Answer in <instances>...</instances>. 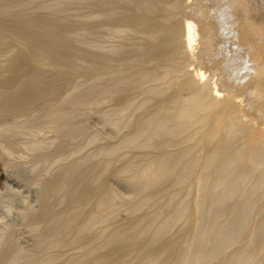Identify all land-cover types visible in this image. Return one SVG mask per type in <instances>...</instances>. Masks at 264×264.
<instances>
[{
  "label": "bare ground",
  "instance_id": "obj_1",
  "mask_svg": "<svg viewBox=\"0 0 264 264\" xmlns=\"http://www.w3.org/2000/svg\"><path fill=\"white\" fill-rule=\"evenodd\" d=\"M23 1L20 0L21 3ZM25 1H24V3H25ZM27 1H28L29 4L30 3H33L32 0H27ZM27 1H26V3H27ZM29 1H31V2H29ZM34 1L35 2L33 3V5L38 0L37 1L34 0ZM39 1H38V3H39ZM62 1L63 0H58V1L55 0L56 3H54V1H51V0H48V1H45L44 0V4L42 3L43 1L42 2L40 1V3H42V4H40V3L38 4L37 3V5L36 4L35 5L37 7H39V8H40L39 5H42V6L44 5V7L41 6V8L43 10L40 9V11H39L38 8L36 10H38L41 13L43 11V13H44L45 11L48 12L49 10H50V12H53L59 6H60L59 7L60 9L61 8L64 9V7H66L69 4V2H67L68 4L64 5V1H63V3H62L64 5V7H63L62 4L59 5V3H61ZM66 1H68V0H66ZM79 1L81 2V0H79ZM87 1H90V0H86L85 3ZM119 1H121V2H118V3L122 4V7L120 6L119 8L125 9V10H122L125 13H127V12L136 13V12H139L140 11L139 13L142 12L143 15H138V16L139 17L142 16L143 17V18L141 17L142 19H144V17L149 18V19L152 16L153 17L149 21L150 23L151 22L152 23L150 25H148V27L146 25L145 28H144V26H142V27L139 26V23H140L139 20H141V19H139V17H138L139 20L135 18L137 22L133 21L134 23H131L130 24L131 27L134 28L133 29L134 31L131 30L134 33H132L129 30V29H132L131 27L130 28L128 27L130 25L127 24L128 25L127 26V29L129 30V32H128V30H126V26H125V28H123L124 29L123 30V29H120V26L121 25L117 24L118 27H119V29H120V31L122 30V32H123L122 33V32H120L118 30V32H119L118 33L117 32V29L118 28L115 25V27H116L115 29H116V32L118 34H120V35L122 34L121 36H123L125 34L124 32H127V33H129V35L130 34L132 35V40L135 38V35L136 36H139L140 35L141 37H144V39H140L141 38L140 37L138 41L145 40V38H147V39H150L151 38L150 41L146 39L147 41H145V42L147 44L143 43V44H145L144 46H146L145 49H147V47H148V49H150V48L152 49V50L150 49L151 51L157 49L158 46H160V45H158V43H156L157 40L158 41L160 40L161 46L163 45L165 47V49H167L166 46L164 45V43L165 44H166V42L168 44H169V42L174 43V42H177V40H179L182 37L184 39V41H185L186 48H184L182 51H180V53L182 52L183 54H185L184 61L187 62V64L189 65L190 68H191V66L193 67L192 69H189L188 70V67H187L188 65H187L186 66V69L184 68V70H186V75H185L186 78H185V80L181 84L180 88L176 92H174L173 95L171 94L172 96H169L168 95L169 97L168 96L165 97V99L163 100V104L164 105L162 104L160 106L162 109L159 108V107H157V111L158 112H154L153 113V111H152L153 114L147 116L146 119L144 118L145 116H143V120L141 119L142 122H140L141 124L139 123L140 125L138 124V126H137L138 128L136 127L137 128L136 129V132H134L133 135L129 133L130 136L126 138L127 139L126 141L125 140H122V143H124V145H123L124 148L123 149H127L126 147H129V149H127L126 151L131 150L130 148H134L133 149V152H135V151H138L139 152V150L141 148L140 151H142L143 154H144L145 146L143 147V149H144V151H143L142 144L144 145V144L147 143L145 139H147V138L148 139H151L150 141H148V139H147V141H148L147 144H149V146H150L151 141L154 144L157 143V142H155V140L153 141V139H156V138L157 139H160V138H162L161 136H163V141H162V139L161 140H158V144H160L159 141H162L161 144L159 145V147H160L161 150H159L158 145H156L158 147V149H156L157 147H153L154 144L152 146L153 148H151V146H150L151 149H154V148L156 149L154 151H157L158 152V150H159V152H161V153H162V149L167 152L168 149L171 148L172 145H175V144H176L177 147H179L180 144L183 145L184 143L185 144L186 143L187 144L188 143H192V141L194 139H196V136H197L198 132H200V130L202 128H204L211 121V119L218 112V110L220 109V107L222 105H225L224 104L225 102H226V105L223 106L224 107L223 110L220 109V111H219L220 114L218 113L219 114L218 120L217 121H213V122H215V125H213L214 128L211 130L212 132H210L211 133V139H210V141H208L207 144H202V145H201V143L198 144L199 142H201V140L199 142H197V144H198L197 146L198 147H199V145H201L202 147L205 148L204 151L207 150L206 148L209 149V151L207 150L208 151L207 152L208 154L205 157H202V159L199 158L197 160V158H196L198 156L197 155V156H195L196 159L193 156H189V158L191 159V161L190 160H187L186 159V158H188L187 157L188 156L187 154H189V152L191 150L190 147H188L189 150L186 149L187 146L184 147L185 150H183V148L180 150L181 147H179L178 150H173V149H175L174 147H176V146H174L171 149L173 151H176V154L174 152V155L173 156H170V155H172V154H170L169 157H168V156H166V152H165V155H164V151H163V154L162 155H164V156H162L160 154L161 157L158 156V158L154 157L153 156L154 154H151L152 156L148 158V156H149L148 154L149 153L148 152L147 153L145 152L148 156L146 155V157H145V154H144V157H142L144 159H141V155H142L141 152H139L140 153V158H139V157H136L139 154H137V153L134 154L133 152H131V151L129 152L128 151V153L131 156L136 155V156H133V157L137 158V160L140 159L142 161L143 160L146 161V158H148V159H150L152 157L154 158V160L152 159L153 161L151 160L150 162L147 159L148 161H146V164L143 165V166H142V164H144L145 162L143 163V162L140 161V163H141V168H140V166L138 165L139 164L138 161L135 160V158H132L130 155L128 156V154H127V152L125 150H124V152H126V153H120L122 151H118L119 154H121L122 157H125V156H126V158H127V156L129 157L128 158L129 159V163L125 162V163H127V164H125V166L127 165V167L124 166L125 169L127 170V172L129 170L131 171L132 169L135 170L134 168H136L137 171L140 170L138 172L135 170L137 172V175H136V173L133 174L132 176L130 175L132 178H133V176L135 177L134 179H132V181L134 180L132 183L134 185L136 184L135 186L137 188L134 186L138 190V191H136V193H137V195L139 197L141 196V199L140 200H138L137 202L134 201L135 204H133L134 202L133 203H130L131 204L130 207H128L130 205L129 203H128L129 205L126 204L127 207H128V209H130L131 213H130V211L128 209L125 208L126 207L125 204H124L125 205L124 206V205H122L123 203L121 204V201L120 202L117 201V200H119V197L117 198V196H115L117 194H115L114 191L113 192H114L115 195L113 194L112 191H109V190H111V188H109V187H108L109 190L108 189L102 190V187L103 186L101 185L102 186L101 187V190L102 191L99 190V192H97L96 194L95 193L93 194V192H92V195L90 197H89V194H88L87 195V197L89 198L88 202H86L87 200L86 201L83 200L84 198L81 199L79 197V195H77L78 192L76 190L77 193L74 192L73 195L75 197L77 195V197H79V199H75L74 196H73L74 197L73 199L79 201V202H77V205H78L77 207L80 209L82 202H84V203L86 202L85 203L86 205L84 204L85 205L84 208H83L84 205L82 206V208H83L82 210H77L78 208L76 209V207H74L72 205L76 209V210H74L72 208L73 209L72 211H77L76 215L73 214L75 212H71L69 210L71 212V213L70 212L69 213L70 214H73V215L70 216L68 214V218H66L67 216H64L66 218V220L68 219V220H72V221H69L68 222L64 218H62L63 220H62V222H61L62 224H61L59 221L61 219L60 216H62L63 214L60 215L59 217L57 215V217L60 218V219H58V218H56V219H58L57 221L61 225H60L59 228L57 227V229H55L56 227H54V231L56 230L55 233L52 232V233H54L53 234L54 235V237H53L54 242L51 241L50 242V245L52 244V247L53 248H55V247L58 248L59 246L62 248V245L63 244L66 245V243H69L67 245V247L68 246H71V248H73L72 249L73 251L71 249L70 250L73 253H74V250L76 249V250H79V254L82 252L83 254H86V256H87V253L88 254L90 252L92 253V251L94 250L95 245H97V244H98L97 245L98 247H101L102 248V246H103V248H104L103 250H105V248H106L105 244L111 243L110 241L115 242V241L119 240V238H121L120 240H123L121 236H124V238H125L126 237V234L127 235L129 234V233H126V231H125L126 229L123 230V226H121L122 225V221H121V224H120V222L118 223V220H117L119 218L118 217V214H121L120 213L121 211H126V212L129 211L131 218H129L128 220H130V219H132V216H134V214L136 215L135 217H137V213L144 206V208L141 211L143 213V211L145 210V208L148 207V204H149L150 207H151V205L153 206V210H156L157 208H155V207H157L158 204L160 205V202L157 201L158 204L156 205L155 199L156 200H160L162 197L165 199V195L164 196H161V198L158 197V195L159 194L162 195V193L164 192V190H166L165 192H167L169 190L171 191V189H165V186L163 184L165 180L167 181L169 179V182L171 180H173V182H174L173 183L171 181V184L173 183L174 185L172 184V185H169V186H168V184H170V183L168 181L165 182L166 185H167V187H169V188L174 187L175 189H176V187L177 188L179 187L181 189V187L183 185L185 186V184L187 182V179L190 176H192L193 174H195V173H193V174L190 175L189 173H191L193 171L194 172L196 171L197 176L195 177L193 175L195 177V183H194V185H192L191 183H189L188 185H191V187L189 186L190 189L187 190L188 193L187 192H185L186 194L184 193L186 197L188 196L185 199L190 198V196L193 197V205L192 206L194 207V210L190 206L191 207V213H190V215H187V213L189 214L190 210L188 208L189 205L188 206H185V205H187V202L190 203V201H191L192 198L189 201L186 200L187 202L182 199L183 201H185V203H184L185 205L183 207L184 209L178 208L179 209L178 212L177 213L174 212L175 214L172 215V217H170V215L168 217V215L166 214L167 215L166 218H169L170 219V220L169 219L166 220V222L164 220V222L167 225V227H169L168 231H167L166 228H165V231L162 230L164 228V226H166V225L163 224L164 222H163V219L161 218L162 219V222H163V223L162 222L161 223L164 226L162 228L161 227L162 225L160 226V224H159L160 227H158V228L159 229L161 228V230L163 231L162 232L160 230L161 233H163L162 235H164V232L166 233L165 235H167V233L170 232V230H172V228L170 229V226L172 224H169L170 225L169 226L168 225L169 222L170 223L173 222V225H174V222H176L177 220L180 221L179 219H181V218L183 220L184 219L183 217H185V216H188V221H189V223H188L189 225H187V226H189L188 229L185 226V224H184V226L186 228L185 229L182 228L183 229V232H185V233H183L184 236H182L183 234L181 233L182 234L181 235L182 238L180 237L181 241L178 242L179 238L175 239L177 237V235L174 238V240H177L178 245L176 246V243H177L176 242V243H173V245L175 244V246L172 247V240L173 239L171 240V243H168V245L170 247H172V249H174V247H175V251H174L175 253H174V255H172L173 254V251H172V253L170 252L172 258L169 257V261H171L170 259H172V261L169 263L168 259H166L168 257V255H169V253H166L165 251L164 252L166 254H164V255H167V254L168 255H167V257L164 256V258L168 262L163 261L164 259L162 261L165 262V263H169V264H207L209 262L210 263L211 262L213 263V261H216L214 259H216L217 256L219 254H221V252L223 254V251H225L227 249V247H229V246L231 247L232 245H235L234 242H236L235 241L236 239L238 240V237L239 236H243V235H241L242 234V230L244 231V233H246V236L245 237H247V232H249V231L243 229L244 228L243 223H244V221H247L246 218H249L250 219V220H248L249 223H252L254 221L252 219V217H254V215L252 217L251 216L248 217L247 214L248 215L249 214H253L254 213V210H256V209L253 210V208H256L259 204L260 205H263L261 203L264 200V0H163V2L165 4H163L162 1H161V3L163 4V7L164 8H162V6H161V9L160 10H157V11H154L155 9H157V7L154 8L153 3H152V6L153 7H149L151 5H149L148 2L147 3L146 2H143V0H119ZM150 1L151 0H149V3H150ZM152 1H154V0H152ZM3 2L1 1L0 7H3L5 9V7L7 5H10L9 6L10 8H11L12 5L14 7L15 4L18 3V0L16 2L15 1H11L13 3L15 2V4L11 3V4H7L6 6H2V3ZM8 2L6 0V2L4 4H6ZM70 2H72V0ZM83 2H84V0H82V3ZM24 3H22V5L25 6L26 3L25 4ZM28 3L26 5H28ZM85 3H84V5H87V7L91 5V4L88 5L89 2L87 4H85ZM92 3H93V1H92ZM95 3H96V1H95ZM118 3L115 2V0H108V1H106V0H97V3H96V5H97L96 7L97 8H94V9H95V11L97 10L100 15H103L104 14L103 17L109 16L110 18H112L110 15L111 14H114V13L112 12V10H110V8L112 6L118 7V5H119ZM46 4L47 5L48 4H52V5L58 4V5L55 6L54 9L52 8V6L48 5V9L49 10H46L45 9ZM75 4H77V3H75ZM155 4H157V6L160 5L159 3H157V1H155ZM22 5L20 4V6H22ZM69 5H71L72 7H75L74 3H71ZM80 5L81 4H79V7L78 6H76V7L79 8V9H80V7L82 8V6H80ZM92 5H94V4H92ZM145 5H149L148 6L149 8L147 6L145 7ZM36 6H34V7H36ZM13 7L11 9L13 11H16L14 13H17L18 4L14 7L15 9H13ZM28 7L29 6H27V7L25 6L24 9H27ZM32 7L33 6H30L29 8H31V10H32L33 9ZM3 8H0V9L3 10ZM22 8L23 7H21V9ZM29 8L27 10V12L29 14L31 12H32L31 13L32 15H33L34 12H36V13L39 14V12L36 11L35 9H33L31 11V10H29ZM70 8L71 7H68V10L67 11H69ZM159 8H160V6H159ZM8 9L9 8L7 6V9L6 10L7 11H9V10L11 11V9H9V10ZM65 9H67V7ZM88 9L93 12V14H92L91 11L89 12V14L91 13L92 14L91 16L93 17L94 14H95L94 13V10H93V6H92V9H90V7H88ZM6 10H4V11L7 12ZM120 10L118 12L119 13L118 14L119 17H121V16L123 18H124V16L126 17L125 13L123 15L121 13V15H120V12H122ZM25 11L26 10H24L23 12H25ZM59 11L61 12V10H57L56 13H59ZM67 11L64 10V12H67ZM113 11H114V9H113ZM47 12H45V14ZM106 12H108L109 15ZM153 12L154 13L156 12V13L153 14ZM21 13H22V11H21ZM21 13H19V14H21ZM105 13H106V15H105ZM7 14H9V12ZM129 14L127 16L128 18L131 15V14L130 15ZM17 15L15 14V16H17ZM32 15L30 17H32ZM87 15H86V17H87ZM95 15H96L95 16V19L96 18L99 19L97 17L98 14H95ZM100 15H99V17H100ZM114 15L117 16V14H114ZM22 16H26V15L23 14ZM40 16H42V15L40 14ZM18 17H20V15ZM35 17H37V15ZM92 17L90 19H92ZM22 18H24V17H22ZM131 18H133V17H131ZM70 19H72V18H70ZM103 19H105L103 23H106L105 21L106 20L108 21L109 18H107V19L106 18H102L100 20L103 21ZM124 19H126V18H124ZM73 20H76V19H73ZM85 20H87V19H85ZM92 20H94V19H92ZM100 20H99V22H97L98 20L97 21L94 20V21H96L97 23H100L101 22ZM144 20L143 21L145 23H148V21H146V19H144ZM76 21H78V20H76ZM79 21H82V20H79ZM113 21L114 20L112 19V23H113ZM143 21H142V25H143ZM85 22H87V21H85ZM108 22L106 24H108ZM122 22H124V21H122ZM173 22L174 23L177 22L176 23V26H174V23ZM74 23H76V22L74 21ZM126 23H128V22H126ZM129 23H130V20H129ZM170 23L173 24V26L171 25V27H174V28L171 29L168 32L169 28H168V25L167 24H170ZM84 24H86V23H84ZM113 24H115V22ZM34 25H37V24L35 23ZM110 25H111V23H110ZM123 25H122V27H124ZM76 26H78V25H75L74 27H76ZM88 26L90 27V25H88ZM55 27H56V25H55ZM136 27H137V29H135ZM140 27L143 28V29H146L147 31L150 29L149 33L151 32V34H152L153 37L150 36L151 34H148L147 35L148 37H147L146 34L148 32L144 33V35L146 37L143 34H141V31H139V30H142V29H140ZM42 28H44V27H42ZM52 28H53V26H52ZM105 28H106L107 32L108 31H111L113 29V28H108V27H105ZM89 29L91 31V27ZM94 29L96 30V27L95 28L93 27V30ZM109 29H111V30H109ZM52 30L53 29H51V31ZM84 30H82V31H84ZM97 30H96L97 32H96L95 35H98V32L101 30L100 26L97 27ZM137 30L140 33H137L136 34L135 32H138ZM48 31H49V29H48ZM74 32H77V31L74 30ZM84 32H86V31H84ZM84 32H82V33H84ZM93 32L95 33V31H93ZM114 32H115V30H114ZM142 32H144V31L142 30ZM41 33H42V31H41ZM68 33H67V35H68ZM78 33H79V31H78ZM94 33H92V34H94ZM102 33L103 32H101V34ZM69 34L71 36L70 35H68V36H70L71 38H73L72 36H74V35H72V34H74V33H69ZM111 34L114 36L116 33L115 34L114 33H110V35ZM76 35H78V34H76ZM76 35H75V38H76ZM85 35H87V33L86 34L84 33V36ZM88 35H87V37H88ZM112 35L110 37H112ZM129 35L127 34V36H126V38L128 40H130L129 38H131V36L128 37ZM2 36H4V35H2ZM2 36L0 37V39H1L0 40V43L1 42H4L2 40ZM28 36H30V35H28ZM68 36H66V37H68ZM80 36H82V35H80ZM80 36H78V37L81 39ZM106 36L109 37V34L108 35L106 34ZM116 37H113V38H116ZM118 37H120V36H118ZM157 37H158V39H157ZM63 38H65V37L63 36ZM86 38H84L85 39L84 41L87 40ZM92 38L94 39V37H92ZM154 38H155V40H154ZM80 39H79L77 45L79 43L80 44L83 43V41H82L83 39H81V40ZM61 40H62V38H61ZM96 40H98V38ZM99 40H100V38H99ZM115 40H118V39L116 38ZM152 40H154V41H152ZM133 41H135V39ZM133 41H129V42H133ZM138 41H136V42H138ZM101 42H103V40H101ZM101 42L99 41L100 44L99 45H96L95 47L100 46L99 47V48H101L100 52L101 53H104L106 49L103 50L104 52H102V49H103V47L106 48V46H103L102 47L101 44H103V43H101ZM196 42H197V47L195 46V43ZM88 43H90V41H88ZM172 43H170V44H171V46L173 48L170 46V47H168V49L169 48H172L174 50L176 45L173 46ZM4 44H5V42H4ZM93 44H94V41H93L92 44L90 43L91 46ZM95 44H98V41ZM84 45H85L84 43H83V46H82V44L80 45L82 49H83V47L86 46V45L85 46ZM90 45L88 44V46H86L85 48L91 47ZM134 45H133V47H135ZM137 45H138V43H137ZM142 45H141V49L145 50L143 48L144 46H142ZM177 45H179V44H177ZM40 46H42V45H40ZM161 46H160V49H161ZM11 47H12V45H11ZM11 47H8V49H10ZM121 47H124L123 46V42H122V46ZM121 47H120V44H119L118 49H115L114 50V53L117 54L116 50L125 49V47L124 48H121ZM194 47H196V49H198L196 53L194 52V49H195ZM3 48L5 49V46L4 45H3ZM4 49H2L1 51L3 52ZM89 49H86V50L90 51ZM141 49L140 48L139 49L138 48L137 49L135 48V50L136 51L138 50V52ZM172 49L171 50L169 49V50L172 52ZM94 50H96V49H94ZM108 50H110V51L108 52L106 50L107 53H111L110 55L113 56L114 55V54H112L113 51L111 52L112 49L109 48ZM130 50H131V48H130ZM157 50H155L156 53L158 52ZM46 51L48 52V50H46ZM98 51H99V49H98ZM124 51H122V52L124 53ZM131 51L133 52L134 50H131ZM49 52H51V51H49ZM63 52H64V50H63ZM95 52L93 51V53H95ZM100 52H96V53H100ZM126 52L124 53L125 55L127 54ZM138 52H136V53H138ZM142 53H145L146 54L147 52L144 51ZM154 53L151 56H154ZM116 54H115L116 57H119V55L120 56L122 55L121 54V51H120V54H118V55H116ZM139 54H141V53L140 52L138 53V55H137V57L139 56L138 58H142L141 56L144 55V54L143 55H139ZM160 54L164 55L163 53H160ZM48 55H47V57H48ZM74 55L76 56V54H74ZM99 55L98 56L96 55V56L99 57ZM128 55H126V56H128ZM156 55H159V53H157ZM162 55H159V56H162ZM132 56L135 57V54L132 55ZM51 57H50V59H51ZM56 57H57V55H56ZM69 57L71 58V56H69ZM93 57H94V55H93ZM157 57H155L156 60H157ZM61 58H59V60ZM78 58H80V57H76V59H78ZM89 58L90 59H95L96 57H94V58L89 57ZM151 58H150V60H151ZM159 58L160 57H158V59ZM26 59H28V58H26ZM65 59H64V61H65ZM103 59H106L107 60V58H105V57ZM72 60H73V58H72ZM82 60H83V58H82ZM100 60H101V58H100ZM106 60L104 62H106ZM75 61H77V60H75ZM60 62L62 63V61H60ZM71 62H70V65H71ZM14 63H15V65L17 64L16 62H14ZM26 63H27V61H26ZM84 63H85V61H84ZM93 63L96 64V61L93 62ZM76 64H78V63H76ZM86 64L91 65L90 63H87V62H86ZM19 65L17 64L16 69H18V68L20 69V67H18ZM28 65H29V63H28ZM22 66H23V64H21L20 71H17L15 73V75H13V73H9V74H12V76H13L11 80H10V78H5L6 76L4 77L5 79L10 80V81H9L8 84H6V82L5 83L3 82L6 86H4L2 88V90H0V112H3V113L5 112L4 110L6 108H3V107H7V109H10L11 110V111H8L7 110V112H5V113H10V112H12V110L17 109L16 111L18 113H20V114L24 113L25 114V115L24 114L23 115H20V116H22V118L23 117L25 118V116H29V117L32 116V113L30 112L31 111L30 109L32 107H37V109L40 112H41V110L39 108H41L42 110H44V108H45L44 112L43 111L41 112V113H43V114H41V117L38 115L39 116V119L38 118L36 119V117H35V119H36L35 120L34 117H32L35 120V121H32L33 119L31 120L30 119L31 117L30 118L27 117L28 119H30L28 121H30V122L32 121L31 123L28 122V121H25L26 119H24L23 121H25V124H23L24 122H22V123L19 122V124L21 123L22 124L21 126H24V125H26V124L29 123L28 124V126H29L28 127V131H30L29 130V128H30V129L34 130L33 132H37V131L42 132L41 133L42 135H43V130H46L47 129V133H48L49 130L61 128L64 125L67 126L68 120L71 121V123L69 122L68 126L65 127V128H69L70 129L72 127L71 128L72 130L75 129L76 127L75 128H73V127L76 126L77 123H76V125H74V122H77L79 119H78V117H76V119H78V120L77 121L74 120L75 118L73 117V114H74L75 111L77 113L79 107L82 108L81 105H83V104L86 103V102H84L85 101L84 97L86 98L87 95L85 96L84 94H87V93L84 92V91L80 92L79 91V88H78L79 86L76 85V86H78L77 87L78 90H77V88H76V90L79 91L80 93L77 92L76 90H73V88H71L74 91V93H75V94H72L73 91L70 90V87L69 86L67 87V85H68V84H66L67 82L66 83L62 82L61 78H59V77H53V75H52V77H48V76H40V77H37L38 74L34 75L35 73L33 74L32 71H31L32 73L29 72L24 66L23 67ZM163 67H165V66H163ZM176 67H178V66H176ZM36 69L39 70V68H36ZM36 69H35V71L37 72ZM179 69L175 68V66H172V68L169 67V68H163V69H161V71L158 70V72H161L160 74L158 73L159 75H157V71L156 70H155L156 71L155 72L156 75H153V72H152V76L148 73L149 74V77H148V74H146V76H147L146 78H149L150 79L148 85L150 83L153 84L154 82H158L156 84H158L159 86L157 85V88H156V84L155 83L152 86L151 85L147 86V81L149 79L148 80L147 79L143 80L144 78H142V80L144 82L147 80L145 82L146 85H145V83L143 84V85L147 86V88L145 86H144V88L147 90L148 88L149 89H152V87H154V91L152 89L151 91H153V92L151 94H155V95L157 94L156 97H158L159 94H162V93L165 94L166 91L163 89L165 85L164 86L162 85L163 86V88H162V86L160 87V83L159 82L160 81L161 82L164 81V83L166 82L168 85L171 84L172 82H175L174 81V79H175L174 77L177 74H178L177 75L178 76L177 78H179L181 74H185L182 71L183 70V67L181 68V71L182 72ZM142 70L141 71L138 70V72H140V73L145 72V71H142ZM147 70L148 69H146V72H147ZM41 71L42 70L40 69V72ZM43 71H45V70H43ZM135 72H133V75H134ZM179 73H180V75H179ZM42 74H44V73H42ZM130 75H131V73H130ZM135 75L137 76V78H138L137 80L139 82L140 81L142 82V80H141V77L142 76L145 77V75H141L140 80H139L138 74L136 73ZM119 76L120 75H118V77ZM127 76H129V75H127ZM127 76L125 75V78H123L124 77V75H123V77H122L123 80L126 79ZM106 77H108V76L106 75ZM129 77L134 78L133 76H129ZM98 78L99 79H96V80L98 82H100V77H98ZM104 78H105V76H104ZM109 78L111 80H113V81H111V84H113L112 82L117 81L119 83V85L122 86L121 85L122 83L119 82L118 79L115 80L116 79L115 77L112 76V78L111 77H109ZM121 79L119 78V80H121ZM37 80H39V81H37ZM102 80L103 79H101V82H102ZM104 81H105V79H104ZM128 81L127 82L126 81H123V82H126V84H127ZM131 81H129V83H128V88H129L130 84L132 86L133 83L139 85L138 82L136 83L133 80L134 82L132 83ZM151 81H153V83ZM19 83H20V85H21V83L25 84V87L22 90L19 89L20 88V86H18ZM75 83H73V84H75ZM105 83H107V84L109 83V85H110V82L109 81L108 82L106 81ZM0 84H1V82H0ZM73 84H71V87H73ZM92 84L94 85V83L91 82V85ZM79 85H80V87L83 88L86 84L84 86H81L82 84H79ZM102 85L101 86L99 85V87L100 88L103 87ZM105 85L106 84H104V87L103 88L106 89L107 88L106 86H108V85H106V86ZM114 85H115V83H114ZM168 85H167L168 88L166 86L165 87L167 89L170 88L172 90V88L170 87V85L169 86ZM17 86H18V89H17ZM55 86H57V88H58V86H60V91L59 90H56V91H59L60 92L58 98L55 96V99H57V101H55V103L57 102L56 109H50V108L53 107V106L52 107L50 106V104H53L52 103L53 100L51 101L49 99L47 101V102H49L48 103L49 105L48 104L46 105L48 107H44L43 102L40 103L41 102V99H42L40 97H42L44 94L46 96V94H47V96L49 95L48 98H52L53 92L56 93L55 92V89H57ZM111 86L114 87L113 88L114 90L112 89V87H110L109 93L111 92V90H112V93H113V91H116V89L118 90V93H119L120 90L115 87L116 85L115 86L111 85ZM135 86L133 85L132 87L135 88ZM140 86H142V84ZM140 86L137 87V90L140 89ZM89 87L90 88H93V89H90L91 91L94 90V86L93 87L89 86ZM96 87H98V86H96ZM123 88L125 89V88H127V86L126 87H123ZM123 88L120 87V89L122 91H123ZM133 88L129 89L128 92L126 93V95L123 92H122V94L119 93L121 95L124 94L123 97H122V98H124V100L123 101L122 100H119L120 101L119 104H122L121 105L122 108H120V107L118 108V106H120V105L116 102L118 104V106H117V108L115 107V109L113 111L114 112V115L119 114L121 116V114H122V113L119 112V110H117V112H116L117 114H116L115 113L116 109H120V110L122 109L121 111L123 112V114L126 115L125 111L128 110V107L129 106H131V102H132V104H134L136 102V101H134V99L136 97L135 94L138 95L139 92H140V90L141 91L143 90V94L146 93L145 92L146 90L144 91V88L138 90L139 91V92L137 91L138 93H136V90L133 89ZM158 88L159 89L162 88V90H156ZM99 89H98V91L100 92ZM80 90H81V88H80ZM95 90H96V88H95ZM104 90H103V92H104ZM107 90L108 89H106V93L108 95L107 96L105 95V96L108 97V98H110L111 96L109 95V93L107 92ZM173 91H175V90H173ZM94 93L96 94V92H94ZM141 93L142 92H140V95H142L144 98H146L145 100H147V97H148L146 95L147 93L145 95H143ZM76 94H78V96ZM95 94H93V97L94 96L96 97L97 94L96 95ZM99 94L102 95V96H104L102 94V90H101V92ZM114 95H116V94H114ZM121 95H119V96H121ZM148 95H150L149 92H148ZM116 96H118V95H116ZM142 96H138V97H142ZM154 96H151V97H153V99H154L155 98ZM98 97L99 96L97 95V101L98 102L100 101V103H101L102 100H104V98L100 97L99 98L100 100H98ZM112 97L114 98L113 95H112ZM88 98H89V95H88ZM88 98H87V100L89 101ZM144 98H142L141 102L143 101ZM45 100H47V99L45 98ZM93 100L90 99V101H91V102L89 101L90 104L92 103ZM109 100H111V99H109ZM160 100H162V99H160ZM94 101H93L94 105L97 106L98 105V102L95 103ZM106 101H107V99H106ZM147 101H149V99ZM93 103L91 105H93ZM142 103L145 104V103H148V102L145 101V102H142ZM154 104H156V103H154ZM140 105H141L140 103L139 104L137 103V106L138 107ZM55 106H56V104H55ZM84 106H86V105H84ZM95 106H93V107H95ZM145 106H147V105H143V107H145ZM155 106H157V105H155ZM87 107L90 108L89 106H87ZM87 107H84V108L87 109ZM18 108L21 109V110H24V111H20V110L18 111ZM140 108H142V107H140ZM2 109H4V110H2ZM123 109H126V110L123 111ZM135 109H138V108H135ZM159 109H161V110L159 111ZM154 110H155V108H154ZM79 111H80V109H79ZM79 111H78V113H79ZM134 111L135 110H133L132 112H134ZM81 112H83V109H82ZM5 113H4V115H5ZM18 113H17V115H19ZM13 114H14V111L12 112V115ZM15 114H16V112H15ZM17 115H15V116L17 117ZM35 115H36V113H35ZM79 115H81V113H79ZM119 115H117L118 118H119ZM6 116H7V114H6ZM33 116H34V114H33ZM70 118H73V119L70 120ZM20 120H21V118L18 119V120H15V121L17 122V121H20ZM122 121H124V119ZM120 122H117V123L120 124ZM213 122H212V124H213ZM17 125H18V123L16 124V126ZM70 125H71V127H70ZM12 126H13V124H12ZM12 126L10 125L9 127H11V128L8 127V129H10V130L13 129L14 130L16 128L15 126H13V128H12ZM6 127L7 126H4L3 128L5 129ZM19 128H21V127L19 126L18 129ZM23 128H22L23 131H25V126ZM4 129H2V130H4ZM8 129H7V131H10ZM66 130H68V129H66ZM72 130L71 131L70 130L69 131H66V132H69V133H67V134H69L67 136H66L65 131L62 130V132L65 133V135L61 132V134L63 135V137L62 136H60V137L62 139L64 137H66L65 139H68L67 138L68 136L69 137L70 136L72 137V135H73ZM209 130H210V128H209ZM5 131L6 130H4V132ZM20 131H21V129L19 130V132ZM53 131H55V130H53ZM57 131H58V133H55V135L60 133V130H57ZM25 132L27 133V131H25ZM31 132L32 131H30V133L28 132V134H31L32 135ZM70 132L72 133V135H71ZM201 132H203V131H201ZM207 133H209V132H207ZM207 133H206V135H208ZM37 134H38V132H37ZM37 134L35 133L36 137H37ZM31 135H29V137H32ZM38 135H40V133ZM59 135H58V137H59ZM201 135L199 137H201ZM25 136H26L25 138L27 139L28 138V135L25 134ZM127 136H128V134H127ZM143 136H145V139L143 138ZM158 136H159V138H158ZM71 137L69 138V140L71 139ZM199 137H197V139H200ZM206 137H204V138H206ZM41 138L39 139V141H40V143L38 145L39 148H41L40 146H44V143L42 144ZM139 138L145 140L146 143H144V141L141 140L143 142V143L141 142L142 143L141 144L140 141H139ZM204 138H203V142H204ZM29 139H31V138H29ZM32 139H33V137H32ZM32 139L30 141H32ZM34 139H33V141H34ZM30 141H27V142L30 143L28 145H33L34 143L32 142V144H31ZM137 141H139V142H137ZM205 141H206V139H205ZM27 142H26L25 146L27 145ZM122 143L120 142L119 145L117 143V145L116 146L114 145V147H112V148L114 149L115 147H118V149H119V147H121L120 144H122ZM139 143H140V146H141V147L139 146L140 148L137 147V145H136V144H139ZM134 145L137 148H139V150H137ZM194 146H196V144L195 145L193 144V147H191L192 150L194 149ZM197 146H196V148H198ZM26 147H29V146H26ZM177 147H176V149H177ZM30 148H31V146H30ZM112 148H110L109 150H111ZM147 148H149V147L146 145V149ZM150 148L147 149V150L150 151L151 150ZM1 149H2V147H1ZM113 149H112V151H109V152L107 150V153L108 154H106V151H104V152L101 151V152H99L100 154H98V155L100 156L101 153L103 152L104 157L113 156V154L115 155V152H116V149L117 148L115 150H113ZM171 149H169V150H171ZM32 150H33V147H32ZM34 150H35V148H34ZM1 151H3V150H1ZM6 151L8 152V149ZM173 151L171 153H173ZM195 151H197V150H195ZM195 151L193 150V151H191V153L192 152H195ZM112 152H113V154H112ZM168 152H170V151H168ZM3 154H5V150H4V153ZM6 154L9 155L8 153H6ZM103 154H102V156H103ZM122 154H125V156L122 155ZM157 154H155V156H157ZM205 154H206V152H205ZM116 155H118L117 152H116ZM118 156H120V155H118ZM130 157H131L132 160L130 159ZM191 157H193L194 159H192ZM219 158L222 159L221 160V164L218 163V162L217 163L214 162L213 163V166L214 165L217 166V164H219L220 166H218L217 168H214V170L212 168L213 171H210L211 173L208 171L209 172L208 173L207 172V169L205 170L204 167L207 164H209L210 162H213L214 160L215 161H218ZM130 161H133L134 163L137 162L136 165L138 167L133 162H131L132 164H130ZM75 168H77V166H75ZM75 168L72 171L73 174L70 171L72 175H74V172L77 170ZM99 168H100V166H99ZM206 168H208V167H206ZM103 169L104 168L99 169L101 175H105L106 172H108V171L103 172V171L106 170V169L105 170H103ZM67 170H69V169H67ZM101 170H103V171H101ZM120 170H122V169H120ZM203 170H205L206 172L203 171ZM124 171L125 170L123 169V172ZM66 172H65V176H67V179L68 180L66 179V177H64L63 179H65V182H66V180L69 181L68 176L69 177H72V175H69ZM70 172L68 171V173H70ZM102 172H103V174H102ZM119 172H120V174L123 173L121 171H119ZM81 173H83V172H80L79 175H82ZM83 174H85V173H83ZM100 174L98 176V173H97V175H96V176H98V179L97 180H99V177H101ZM77 176L78 175H76V177ZM130 176H129L128 181L131 178ZM80 177H78V178L80 179ZM83 177H84V175H83ZM84 178L81 177L80 180L82 181V179H84ZM86 178L88 179V177H86ZM89 178H90V176H89ZM191 178L192 177H190L189 179H191ZM207 178L210 179V182L208 183L207 187H205V186L203 187L204 180L209 181ZM73 179H74V182H77L75 180V178H73ZM101 179L102 178H100V181H101ZM189 179H188L189 182H192V181L194 182V180H193L194 178L191 179V181ZM85 181L87 182V180H85ZM102 181H101V183H102ZM161 181H163V183ZM207 181H205V182L207 183ZM74 182H73V184H74ZM86 182L85 183L84 182L83 183H80L79 182L80 186H79V184L78 185L76 183L75 184L77 185V187L82 188V189L78 188L82 192L83 191V187H85V186H83L84 184L86 185V187L89 186V184L87 185ZM88 182H89V180H88ZM129 182H131V180ZM158 182H161L162 183V185H161L162 187L164 186V188H163L164 190H161V191H163L162 193H160V191H157L158 186H160V184H161V183L159 184ZM81 184H83L82 185L83 187H81ZM106 184H105V186H106ZM188 185L185 186V187L186 188H189ZM105 186H104V188H107ZM90 187H92V186H89L87 188H90ZM154 187L157 188L156 189V192L154 190ZM160 187H159L158 190L162 189V187L161 188ZM185 187H182V188H184L183 190H185ZM73 188H76V187H73ZM179 188H178V191L180 190ZM151 189H153L155 193L159 192V194L157 193L158 195L153 192L156 195V197L159 198V199L156 198L155 195H154V198H155V199H153L154 201H150L153 204H150V202L148 201L150 199L152 200V197H151L152 196L151 195L152 192H151V194H148V193H150L149 191ZM92 190H94V189L92 188ZM193 190L194 191H197L196 192L197 193L196 197L193 196V194L191 195V193H192L191 191H193ZM72 191H75V189L74 190L72 189ZM84 191H86V190H84ZM94 191H96V190H94ZM180 191H182V189ZM180 191L178 192L179 195L181 193ZM81 192H79L80 195L83 194V192H82V194H81ZM175 192H176V190H174V195L168 196V198H171L170 200H171V203L172 204L170 203V200L167 198V195L168 194H166V199H167V201L169 200L168 203L171 206L172 205H175V204H179L178 202L175 203V201L177 200V198H180V197L184 196V195H182L180 197L179 196L174 197V196L177 195V192H176V195H175ZM89 193H91V191ZM172 193H173V190L171 191L170 194H172ZM85 194H87V193H85ZM174 198H176V200ZM80 200H81V203H80ZM172 200H175V201L172 202ZM147 201H148V203H147ZM183 201H180V205L183 203ZM69 203H70V201H69ZM74 203H75L74 205H76V202L75 201H74ZM78 203H80V204H78ZM166 203L167 202L164 201V205H166ZM173 203H175V204H173ZM191 203H190V205H191ZM120 204H121L122 207L120 206ZM169 204H167V205H169ZM79 205H80V207H79ZM180 205H177V206L180 207ZM161 206H163V205H161ZM161 206H159V207H161ZM225 206H227L226 207L227 210H225V208H224ZM165 207L167 208V206H165ZM260 207H259L261 209L260 211H263L264 206H263V209H262V206H260ZM168 208L169 209H172V210L174 208V211H175V208L176 207L174 206V207L170 208L168 206ZM147 209H146L145 213L148 212ZM249 209H251V210L249 211ZM187 210H188V212H187ZM192 210H193V212H192ZM258 210H257V212H260ZM82 213H85L86 214V218H85L86 220H85V222L83 221V219L81 220ZM142 213H141V218L139 216L140 215V213H139V215H138L139 218H133L129 222L127 220L128 223H126L125 225H126V227L129 228V230L134 229L135 230L134 232H136V229H138V228H139V230H142V233H140L141 231L138 230V233H140L139 236H142L143 232L146 231V233H144V235L146 236L147 234H149V231H148L149 229L148 228L151 227V226L149 225V227L147 228L148 230L143 231V229H142V228H144L143 226H145V225L148 226V223H146L144 221V219L145 220L146 219H149V217H148L149 215L148 216H145L144 215L145 213L144 214H142ZM142 215H144V217ZM225 215H227V216H225ZM69 217H72V218L74 217V218L73 219L72 218L70 219ZM158 217H159V215H158ZM158 217H156V220H158ZM160 217H162V214H161ZM160 217H159V219H160ZM225 217L226 218H228V217L231 218V220H230L229 223H231V221L233 220V218H234V220L236 218L237 219V220H235L236 224H234V225L229 224ZM163 218H165V217L163 216ZM153 219H150V222H152ZM52 220H53V218H52ZM64 220L67 222V224H66V222ZM251 220H253V221H251ZM141 221H144V223H146V224L145 225H142L141 224ZM153 221H154L153 223L158 222V221L155 222V220H153ZM186 221H187V219L185 220V223H187ZM58 222L55 223V224H57V226H59ZM82 222H84V223H82ZM150 222H149V224H150ZM153 223H152V225H153ZM158 223H160V222H158ZM179 223H181V222H179ZM118 224H120V228L122 227L121 229L120 228H118V229L117 228L112 229L113 230L112 233H114V231H115V233H114V235L116 234L115 236H117V234H118L117 237L120 236L119 238L116 237V240H115V236L113 234H112V236H114V237H110L111 232L109 233L108 230L110 228L115 227V225H118ZM259 224L262 225L261 223H259ZM140 225L142 226V228L140 227ZM176 225H177V223L174 226H176ZM230 225H231V228L229 227ZM153 226H155V224ZM94 227L98 228V230L95 231V232L92 231V230H94ZM255 227H257V226H255ZM96 228H95V230H96ZM155 228L153 229V231L155 230ZM247 228L249 229V227H247ZM260 228L262 230L260 232L261 235H259V236L257 235V237L259 239L255 236L258 239V241L256 239L257 243L252 246L253 242H252L251 239H249V241H246L248 243L246 244V242H245L246 245L244 244L245 245L244 247H246L247 245L248 246L250 245L252 247H248L247 246V249H245V248L242 247L243 250L245 249V251L244 252H240L238 254H236L234 252L236 255L233 258L232 257H229L230 260H231L229 262V264H252L253 262H258L259 264H264V225H263V228L262 227H260ZM255 230H257V229L255 228ZM73 231H75L74 232L75 235H74ZM156 231H158V233H155ZM156 231L154 232L155 234L153 232L151 233L152 234V237L150 236L151 239L152 238H155V235H158L159 234L160 231L158 229ZM245 231H247V232H245ZM127 232H132V231H127ZM181 232H182V230H181ZM108 233L110 235H108ZM257 234H259V232ZM71 235H72V237H71ZM136 235H137V232H136ZM179 235H180V233H179ZM69 236L72 239H70ZM129 236H130V234H129ZM160 236H161V234L158 235V236H156V238L153 239L154 241H150L151 239H149V243H150L149 246L151 245L152 242L155 243V240L159 241L158 239L161 238ZM106 237L107 238H110L109 239V242H106V243L104 242V244H103L102 243L103 241H108V240H106L107 239ZM136 237H135V239H136ZM112 238H114V241L112 240ZM240 238H243V237H239V239ZM53 239L51 238V240H53ZM138 239L140 240L142 238L139 237ZM144 240H146V241H144ZM49 241H50V239H49ZM132 241H130V242H132ZM141 241L147 242V239L143 238V240H141ZM134 242H135V240H134ZM134 242H132V243H134ZM141 243H143V242H141ZM166 243H167V241L164 244L166 245ZM140 244L137 245V246H140ZM48 245H49V243H48ZM127 245L128 244H126V246ZM130 245H132V244L129 243V246L127 248H126V246H124V248H126V249H125V251H124V249H122L123 252L118 250L119 252H121V254H118L117 253V254H115L116 256L112 254V256L110 255V256L107 257L105 255L106 257H103V258L100 257V259L103 262V263L102 262L101 263L102 264H113L114 261L117 260V261H119V263L122 262L124 264L123 261H126V260L128 261V259H129V256L128 255H130V254L132 255V253H134V250L136 251V249H137V248L134 249ZM134 245H135V243H134ZM154 245L155 244H153V248L151 247L152 251H150V252H155L156 250L159 249L157 247H154ZM163 245H161L162 246L161 248H163ZM168 245H166L167 248L169 247ZM141 246H142V244H141ZM143 246H145V244ZM63 247H65V246H63ZM166 247H164V248H166ZM50 248H51V246H50ZM63 249L65 251H68L69 250V249H66V248H62V250H60L62 253L58 250L60 252L59 253L57 251V249L55 248L56 252H58V253L54 257L56 258V256H58V254H59V256H61L64 253ZM153 249H155V251H153ZM170 249L171 248H169V250ZM48 250H49V248H48ZM55 250L52 249V252L51 253H53V251H55ZM98 250H101V249H98ZM114 250L115 249H113V251ZM149 250H150V248H149ZM150 252L148 254H152ZM164 252L161 251V252H159L157 254L164 253ZM73 253H71V255ZM75 253H76V251H75ZM77 253L75 254L76 257H78ZM94 253H96V254L98 253L97 249L94 250ZM83 254H82V256H83ZM102 254H103V252H102ZM90 255H92V254H90ZM153 255L155 256V258H154ZM153 255H151V256H153L154 260H156V258H157L156 256L157 255H155V254H153ZM62 256H64L63 259L64 258H67V260H68V257H69L68 255H67L68 257H65V255H62ZM82 256L79 259H82L83 258ZM102 256H104V255H102ZM158 256H159V258H161L160 255H158ZM161 256H163V254ZM72 257L73 256H71V258H69V262H71V263H73L72 261L75 260V259H72ZM55 258L52 259V260H55ZM58 258L59 257H57V259ZM61 259H62V257H61ZM63 259H62V261H63ZM100 259L99 260L97 259L96 261L99 263V261H101ZM145 259H147V258H145ZM82 261H84V259ZM96 261L93 262V264H97ZM142 261H144L142 264H151L152 263V260L150 261V259L149 260H142ZM64 262H66L65 259H64ZM69 262H66V263L68 264ZM75 262H78V261L76 260ZM158 262H160L159 259H158L157 263ZM80 263H81V261L79 262V264ZM84 263L86 264L87 262H84ZM140 263H141V261H140ZM157 263H155V264H157ZM87 264H90V262L87 263ZM91 264H92V262H91ZM160 264H162V262H160Z\"/></svg>",
  "mask_w": 264,
  "mask_h": 264
},
{
  "label": "rangeland",
  "instance_id": "obj_2",
  "mask_svg": "<svg viewBox=\"0 0 264 264\" xmlns=\"http://www.w3.org/2000/svg\"><path fill=\"white\" fill-rule=\"evenodd\" d=\"M1 1L3 2L2 3V6H6L7 4H11V3H13V2H11V1H17V0H7V2L8 3H6V4H4L5 2H6V0H0V3H1ZM23 1V0H22ZM25 1V0H24ZM24 1L22 2V3H24ZM27 1V0H26ZM26 1H25V3H26ZM33 1V3L35 2L34 0H32ZM37 1V0H36ZM39 1V0H38ZM38 1L35 3L36 5H37V3H38ZM43 4H44V0H40ZM40 1H39V3H40ZM45 1H48V0H45ZM51 1H54V3H56L55 2V0H51ZM58 1V0H57ZM63 1H64V5H66V4H68L67 2H69V4H71V3H74V5H75V7H72L71 5H67L66 7H67V9H65L66 7H64V5L62 4L63 3ZM61 3H59V5L60 4H62L63 5V7H64V9L63 8H59V7H57L56 9L57 10H61V12L59 11V13H56V9L53 11V12H50V10L48 9V5H50V6H52V8L54 9V7L55 6H57L58 4H55V5H52V4H46V6H45V9L46 10H49L48 12L47 11H45V12H47L46 14H45V12L43 13V9L41 8V6L42 5H39L40 6V8L39 7H37L35 4L33 5V3H28V1H27V3H28V5H26L25 3V6L27 7V6H33L32 8L33 9H37L38 8V10L40 11V9H42L41 11H42V13L41 12H39L38 10H36V11H38L39 12V14L38 13H36V12H34L33 13V15L31 14L32 12V10H31V8H29V10H31L30 12V14L27 12V10H28V8L27 9H24L25 8V6L24 5H22V3L20 2V0H18V9H17V13H14V12H16V11H13L11 8L13 7V5L11 6V8L9 7L10 5H7L8 6V8L9 9H11V11L9 10V11H7L6 9H7V6L5 7V9L3 8V7H0V8H3V10H1L0 12L2 13H0V35L2 36V35H4V36H2V40L5 42V44H4V42H1L0 43V51L2 50V49H4L3 48V45L5 46V49L3 50V52L1 51L0 52V82H1V84H0V90H2V88L4 87V86H6L4 83L6 82V84H8L9 83V81L12 79V74H9V73H13V75H15V73L17 72V71H20V69H21V64H23V66L29 71V72H33V74L34 75H36V74H38V76L37 77H40V76H48V77H52V75H53V77H59V78H61V80H62V82H64V83H66V84H68L67 85V87L69 86L70 87V90H72L71 88H73V90H76V88L78 87L79 88V91L80 92H82V91H84V92H86L87 94H84L85 96L87 95V97L85 98L84 97V99H85V101L84 102H86L85 104H83V105H81V107L82 108H80L79 107V109H80V111H79V109H78V111H79V113H81V115H79V113H78V111H77V113H76V111L74 112V114H73V117L75 118L74 120H78L77 122H74V125H76V123H77V125L76 126H74L73 128H75V129H71L72 127H71V125H70V129L69 128H65V127H67L68 126V124H69V122L71 123V121H69L68 120V124H67V126L66 125H64L63 127H61V128H57V129H53V130H55V131H53V130H49L48 131V133H47V129L46 130H43V135L41 134L42 132H39V131H37L38 132V134L40 133V135H38L37 134V132H33L34 130H32V129H30L29 128V130L30 131H32L31 133H32V135L31 134H28V132L30 133V131H28V124H26V125H24L25 126V131H27V133L25 132V131H23V127L24 126H21L22 124V122H24L23 124H25V121H28V120H32L33 118L32 117H34V119H35V117H36V119L38 118L39 119V116L41 117V114H43V113H41L42 111L44 112V110H45V108H44V110H42L41 108H39L40 110H41V112L37 109V107H32L30 110V112L32 113V116H25V118L23 117L22 118V116H20V115H23L24 113H22V114H20V113H18L16 110L17 109H15V110H12V112L14 111V114L12 115V112H10V113H5V112H7V110L8 111H11L10 109H7V107H3V108H6L5 110L4 109H2V110H4L5 112V115H4V113L3 112H0V264H65L66 262H69V258H71V256H73L72 257V259H75L74 261H72L73 263H71V262H69L68 264H79V262L81 261V263L80 264H85L84 262H87V263H89L90 262V264H91V262H92V264H93V262H95L97 259L99 260L100 259V257L101 258H103V257H108V256H112V254L113 255H115V254H121V252H119V251H122V249H124V251H125V249L129 246V243L130 244H132V245H130V246H132L134 249H136V251L134 250V253H132V255L130 254V255H128L129 256V259H128V261L126 260V261H123L124 262V264H142L144 261H142V260H149L150 259V261L152 260V263L153 264H155V263H157V261H158V259H159V261L160 262H162V264H164L165 262H168L169 261V257H171V253H172V251H173V254L172 255H174V251H175V247H174V249H172V247L173 246H175V244L173 245V243H176L177 242V240H174V238L176 237V235H177V237L175 238V239H177V238H179V240H178V242L179 241H181V239H180V237L182 238V236H184V234L183 233H185V232H183V229H185L186 227H187V229H188V227L189 226H187V225H189L188 223H189V221H188V216H185V217H183L185 220L187 219V223H185V220L183 219L182 220V218L181 219H179L180 221H176V222H174V225L177 223V227L176 226H174L173 225V222H169L168 223V225L169 224H172L171 226H170V229L172 228V230H170V232H168L167 233V235H165L166 233L164 232V235H162L163 233H161V231L163 230V231H165V228L167 229V231H168V229H169V227H167V225L165 224V222H166V220H168L169 218H166L167 217V215H168V217H169V215H170V217H172V215H174L175 213H177L178 212V208H181V209H184L183 207H184V203H185V201L187 200V201H189L191 198V201H190V203H191V205H190V203L189 202H187V205H185V206H188V208H189V210H190V212H189V214L187 213V215H190V213H191V207L193 208V210H194V207L192 206L193 205V197H191L190 196V198H188V199H185V198H187L186 196H185V192H187L188 193V191L187 190H189L190 189V187H191V185H188L189 183H191L192 185H194V183H195V177L197 176V174H196V171L194 172L193 170V172H191V173H189L190 175L191 174H193V173H195V174H193L192 176H190V177H192L191 179H193L194 180V182L192 183V182H189L188 181V179L190 178H188L187 179V182H186V184L188 185V187L189 188H186L185 186H187L186 184H185V186L183 185H181L182 187H185V190H183L184 188H182L181 186V189H182V191H180L181 193H180V195H179V191H178V188L176 187V189L174 188V187H172V188H169V187H167V185H166V183L165 182H169V179L166 181H164V183H163V181H161L163 184H164V186H165V189H171V191L173 190V193L172 194H170L171 193V191L169 192V191H167V192H165L166 190H164L163 188H164V186L162 187L161 185H162V183L161 182H158L159 184H160V186L162 187V189H160V190H158L159 189V187L160 186H158V189L157 188H155L154 187V190H155V192H156V189H157V191H160V193H162L163 191H161V190H164V192L162 193V195H160L159 194V192H157V193H155L154 192V190L153 189H151L149 192L150 193H148V194H151V192H152V200L150 199V200H148L149 202L150 201H154L153 199H155L154 198V195L155 194H157L158 195V197H160L161 198V196H164L165 195V199L163 198H161L160 200H156L155 199V203H156V205L158 204V202H160V205L158 204L157 205V207H155V208H157L156 210H153V206L151 205V207L149 206V204H148V209L147 208H145V210L143 211V213L141 212L142 211V209L144 208V206L142 207V209L137 213V217H135L136 215L134 214V216H132V219L133 218H139V216H140V218H141V213L142 214H144L145 213V211H146V209H147V211L148 212H146L144 215L145 216H148L149 217V219H144V221L146 222V223H148V226L147 225H145L146 223H144V221H141V224L142 225H145V226H143L144 228H142V226L140 225V227L143 229V231H145V230H148L149 231V234H147L146 236L144 235V233H146V231L145 232H143V234H142V236H139L140 235V233H142V230H139V228L138 229H136V232H137V235H136V232H134L135 230L134 229H131V230H129V228L128 227H126V223H128L130 220H132V219H130V220H128L129 218H131L130 217V213H131V211H130V209H128V207H130L131 206V204L130 203H133L134 201L135 202H137L138 200H140L141 199V196L139 197L138 195H137V193H136V191H138L136 188V184L134 185L132 182L134 181H132V179H134L135 177L133 176V178L131 177L133 174H135L136 173V175H137V172L138 171H140V170H136V168H134L135 170H129L128 172H127V170L125 169V167H127V165L125 166V164H127V163H129V153H128V151L130 152H133V149L134 148H130L131 150H128V151H126L127 149H129V147H126L127 149H123L124 148V143H122V140H127L126 138L127 137H129L130 135H129V133L130 134H134V132H136V129L138 128L137 126H138V124L140 123V122H142V120H143V116H145L144 118L146 119V117L147 116H149V115H151V114H153L154 112H158L157 111V107H159V108H161L160 106L163 104V100L165 99V97H167L168 95L169 96H172L173 94H174V92H176L179 88H180V86H181V84L183 83V81L185 80V75H186V70H184V68L186 69V66L188 65L187 64V62H185L184 61V56H185V54H183L182 52L180 53V51H182L184 48H186V45H185V41H184V39L181 37L179 40H177V42H174V43H172V42H169V44L170 43H172V45L173 46H175V49L173 50L172 48V46H171V44L169 45L167 42H166V44L164 43V45L166 46V48L168 49V47H172V48H169L170 50L172 49V52L168 49H165V47L162 45L161 46V42H160V40L158 41L157 40V42L156 43H158V45H160L161 46V49H160V46H158V50L157 49H155V50H157L158 52L157 53H159V55H162V54H160V53H163L164 55H162V56H159V55H156L157 53H156V51L155 50H153V51H151L150 49H148V47H147V49H145V47L146 46H144L145 44H147L145 41H147V40H149L150 41V39H147V38H145V40H142V41H138L139 40V38L141 37L140 35L139 36H136L135 35V41H133L132 40V35L130 34L129 35V33H127V32H124L125 34V36L123 35V36H121L120 34H118L119 32H118V30L120 31V29H123V28H125V26H126V30H128L127 29V26L128 25H130L131 23H134L133 21H135V22H137L136 21V19H138V15H143V13L141 12V13H139V12H136V13H133V12H127V13H125V12H123L122 10H125V9H123V8H119L120 6L122 7V4H120V3H118V2H121V1H117V0H115V2H117L119 5H118V7H114V6H112L111 8H110V10H112V12L114 13V14H117V16H115L114 14H111L110 16L112 17V18H110L109 16H106V17H103L104 16V14L103 15H100L99 13H98V11L96 12L95 11V9L94 8H97L96 6V3H97V0H95L96 1V3H95V1L94 0H92L93 1V3H92V1L90 0V1H87L86 3H85V1L86 0H84V2L82 3V0H81V2L79 1V0H72V2H70L69 0L68 1H66V0H63ZM74 1V2H73ZM106 1H108V0H106ZM152 1V0H151ZM150 1V3H149V0L147 1V0H143V2H148V4L149 5H151V6H149V5H145V7L147 6H149V7H153L152 6V3H153V5H154V8L155 7H157V9H155L154 11H157V10H160L161 9V6H162V8H164L163 7V4H165L164 2H163V0H154V1H152L151 2ZM155 1H157V3H159L160 5V8H159V6H157V4H155ZM161 1H162V3H161ZM15 2L13 3V4H15ZM29 2H31V1H29ZM50 2V1H49ZM48 2V3H49ZM89 2V3H88ZM22 5V6H20V4ZM38 3V4H39ZM42 3H40V4H42ZM47 3V2H46ZM75 3H79V4H81L80 6H82V8L80 7V9L79 8H77L76 6H78L79 7V4L77 5V4H75ZM84 3L85 4H87L88 3V5H92V4H94V5H92L93 6V10H94V13L95 14H98V18L99 19H95V14H94V16L92 17L91 15L93 14V12L91 11V10H89L88 9V7H90V9H92V6L90 5V6H88L87 7V5H84ZM17 4H15V6L17 5ZM145 4V3H144ZM73 5V6H74ZM156 5V6H155ZM14 6V7H15ZM34 6H36V7H34ZM87 8H86V7ZM13 7V9H15ZM21 7H23L22 9H21ZM42 7H44V5L42 6ZM68 7H71L70 9H69V11H67L68 10ZM148 7V8H149ZM119 8V9H118ZM153 8V9H154ZM113 9H114V11H113ZM121 9V10H120ZM4 10H6L7 12H5ZM20 12H19V11ZM24 10H26L25 12H23ZM52 10V9H51ZM64 10L65 11H67V12H64ZM119 10L120 11H122V12H120V15H121V13H122V15L125 13V15H126V17L124 16V18H126V19H124L122 16L121 17H119ZM21 11H22V13L24 14V15H26V16H22L23 14L21 13ZM92 12V14L90 13L89 14V12ZM9 12V14H7ZM11 12V13H10ZM14 15H13V14ZM19 13H21V14H19ZM36 13V14H35ZM106 13H108V12H106ZM106 13H105V15H106ZM132 15H130V14ZM156 13V12H155ZM154 12H153V14H155ZM15 14L17 15V16H15ZM29 14V15H28ZM40 14L43 16H40ZM44 14V15H43ZM88 14V15H87ZM128 14L130 15V17L128 18L127 16H128ZM20 15V17H18ZM32 15V17H30ZM37 15V17H35ZM86 15H87V17H86ZM99 15H100V17H99ZM108 15H109V13H108ZM113 15V16H112ZM13 16V17H12ZM115 16V17H114ZM150 16V15H149ZM22 17H24V18H22ZM34 17V18H33ZM42 17V18H41ZM85 17V18H84ZM92 17V19H94V20H98L97 22H99V20L100 19H102V18H109L108 19V21L106 20L105 22L107 23L108 22V24H106V23H103L104 22V20L105 19H103V21L102 20H100L101 22L100 23H97L96 21H94V20H92V19H90ZM118 17V18H117ZM131 17H133V18H131ZM142 16H140L139 17V19H141L142 21L144 20V19H146V21H148V23H145L144 21H143V25H142V21L141 20H139V22L141 23H139V26H144V28L146 27V25H147V27H148V25H150L151 23L149 22L150 21V19L153 17H151L150 19L149 18H146V17H144V19H142L141 18ZM70 18H72V19H70ZM136 18V19H135ZM17 19V20H16ZM31 19V20H30ZM33 19V20H32ZM73 19H76V20H78V21H76V20H73ZM85 19H87V20H85ZM112 19L114 20L113 21V23L115 22V24H113L112 23ZM132 19V20H131ZM148 19V20H147ZM43 20V21H42ZM45 20V21H44ZM73 20V21H72ZM79 20H82V21H79ZM129 20H130V23H129ZM20 23H19V22ZM23 21V22H22ZM48 21V22H47ZM74 21L76 22V23H74ZM85 21H87V22H85ZM91 23H90V22ZM122 21H124V22H122ZM128 22V23H126V22ZM25 22V23H24ZM44 22V23H43ZM23 23V24H22ZM37 24V25H34V24ZM47 23V24H46ZM49 23V24H48ZM84 23H86V24H84ZM88 23V24H87ZM90 23V24H89ZM93 23V24H92ZM96 23V24H95ZM110 23H111V25H110ZM126 25H125V24ZM174 23V22H173ZM177 23V22H176ZM176 23H174V26H176ZM117 24H119V25H121L120 26V29H119V27H118V25ZM124 24V25H123ZM128 24V25H127ZM17 25V26H16ZM50 25V26H49ZM55 25H56V27H55ZM68 25V26H67ZM75 25H78V26H76V27H74ZM88 25H90V27H91V31H90V27L88 26ZM107 25V26H106ZM113 25V26H112ZM115 25L117 26V32H116V27H115ZM122 25L124 26V27H122ZM134 25V24H133ZM132 25V26H133ZM168 25V28H169V30H168V32L171 30V29H173L174 27H171V25L173 26V24H167ZM34 26V27H33ZM44 27V28H42V27ZM52 26H53V28H52ZM100 26V28H101V30L98 32V35H95L96 34V32L99 30H97V27H99ZM110 26V27H109ZM39 27V28H38ZM47 27V28H46ZM51 27V28H50ZM73 27V28H72ZM87 27V28H86ZM93 27L95 28L96 27V30L94 29L93 30ZM105 27H108V28H113L112 30L111 29H109V30H111V31H108L107 32V30H106V28ZM122 27V28H121ZM129 28L131 27V25L130 26H128ZM135 27V26H134ZM138 27V26H137ZM137 27L135 28V29H137ZM140 27V29H142L144 32H142V30H139V31H141V34H143L144 35V33H146V32H148L147 34H146V36L148 35V34H151V32L149 33V31H150V29L147 31L146 29H143V28H141ZM62 30H61V29ZM72 28V29H71ZM85 30H84V29ZM132 29H129L130 31L132 30V31H134L133 29V27H131ZM28 29V30H27ZM39 29V30H38ZM42 29V30H41ZM48 29H49V31H48ZM51 29H53L52 31H51ZM59 29V30H58ZM22 30V31H21ZM31 30V31H30ZM44 30V31H43ZM57 30V31H56ZM64 30V31H63ZM74 30L75 31H77V32H74ZM82 30H84V31H86V32H84V31H82ZM104 30V31H103ZM114 30H115V32H114ZM124 30V29H123ZM125 30V31H126ZM129 30H128V32H129ZM137 30V31H138ZM41 31H42V33H41ZM51 31V32H50ZM67 31V32H66ZM78 31H79V33H78ZM89 31V32H88ZM93 31H95V33L93 32ZM131 31V32H132ZM135 32L136 34L137 33H140V32ZM28 32V33H27ZM55 32V33H54ZM74 33V34H72V35H74V36H72L73 38H71L70 36V34L69 33ZM82 32H84L85 34L87 33V35H88V37H87V35H85L84 36V33H82ZM94 33V34H92V33ZM101 32H103L102 34H101ZM116 33L118 36H120V37H118L116 34L113 36L112 34V37H110L111 35H110V33ZM120 32H122V30L120 31ZM130 32V33H131ZM44 33V34H43ZM67 33H68V35H70V36H68L67 35ZM81 33V34H80ZM123 33V32H122ZM129 35L128 37H130L131 36V38H129L130 40H128L127 38H126V36H127V34ZM132 33H134V32H132ZM24 34V35H23ZM34 34V35H33ZM50 34V35H49ZM55 34V35H54ZM76 34H78V35H76ZM82 35V36H80V35ZM91 34V35H90ZM101 34V35H100ZM106 34L108 35L109 34V37H107L106 36ZM28 35H30V36H28ZM43 37H42V36ZM75 35H76V38H75ZM0 36V37H1ZM63 36L65 37V38H63ZM66 36H68V37H66ZM78 36H80L81 37V39H83L82 41H83V43L86 45L87 43H88V41H90V43L92 44L93 43V41H94V44L91 46L90 45V43H88L91 47H89V48H85L86 46H88V44L85 46V47H83V49L81 48V44H82V46H83V43H79L78 45H77V43H78V41H79V37ZM117 36V37H116ZM145 36V35H144ZM145 36V37H146ZM150 36H152V34L150 35ZM149 36V37H150ZM4 37V38H3ZM50 37V38H49ZM78 37V38H77ZM87 37V38H86ZM92 37H94V39L92 38ZM98 38V40H96L97 38ZM113 37H116L118 40H115L116 38H113ZM134 37V36H133ZM148 37V36H147ZM153 37V36H152ZM43 38V39H42ZM49 38V39H48ZM60 38V39H59ZM61 38H62V40H61ZM84 38H86L87 40L86 41H84L85 39ZM99 38H100V40H99ZM110 38V39H109ZM33 39V40H32ZM68 39V40H67ZM77 39V40H76ZM80 39V40H81ZM92 39V40H91ZM127 39V40H126ZM140 39H144V37H141ZM147 39V40H146ZM153 39V38H152ZM157 39H158V37H157ZM1 40V39H0ZM8 40V41H7ZM59 40V41H58ZM61 40V41H60ZM74 40V41H73ZM101 40H103V42H101ZM154 40H155V38H154ZM154 40H152V41H154ZM98 41V44H95L96 42ZM99 41L101 42V43H103V44H101L102 45V47L103 46H106V48H104L103 47V49H102V52H104L103 50L104 49H106L108 52L110 51V50H108L109 48L110 49H112L111 50V52H112V54H114L113 56L112 55H110L111 53H107V51L105 50V52L104 53H101L100 52V50H101V48H99L100 46H98V47H95L96 45H99L100 43H99ZM125 41V42H124ZM128 41V42H127ZM129 41H133V42H129ZM136 41H138V42H136ZM144 41V42H143ZM9 42V43H8ZM11 42V43H10ZM37 42V43H36ZM81 42V41H80ZM122 42H123V46L125 47V49H120V50H116V52H117V54L116 53H114V50L115 49H118V46H119V44H120V47L122 46ZM142 42V43H141ZM77 45H75V44ZM129 43V44H128ZM132 45H131V44ZM137 43H138V45H137ZM140 43V44H139ZM143 43H145V44H143ZM149 43V42H148ZM3 44V45H2ZM12 45V47H11V45ZM135 44V45H134ZM143 44V45H142ZM168 44V45H167ZM177 44H179V45H177ZM2 45V46H1ZM40 45H42V46H40ZM47 47H45V46ZM50 45V46H49ZM59 45V46H58ZM68 45V46H67ZM133 45L135 46V47H133ZM138 47H137V46ZM141 45L142 46H144L143 48L145 49V50H143V49H141ZM74 46V47H73ZM131 46V47H130ZM195 46L197 47V42L195 43ZM8 47H11L10 49H8ZM66 47V48H65ZM109 47V48H108ZM124 47H121V48H124ZM128 47V48H127ZM196 47H194L195 49H196ZM55 48V49H54ZM66 50H65V49ZM69 48V49H68ZM72 48V49H71ZM81 48V49H80ZM99 49V51H98V49ZM130 48H131V50H134L133 52L130 50ZM135 48L137 49H141V50H139V52L141 53V54H139V55H143V56H141L142 58H138L137 57V55H138V50L136 51L135 50ZM164 48V49H163ZM44 49V50H43ZM52 49V50H51ZM54 49V50H53ZM68 49V50H67ZM74 49V50H73ZM76 49V50H75ZM86 49H89L90 51H88V50H86ZM94 49H96V50H94ZM194 49V52L196 53L197 52V50L198 49H196L195 50ZM46 50H48V52L49 51H51V52H47ZM62 50V51H61ZM63 50H64V52H63ZM125 50V51H124ZM160 50V51H159ZM164 50V51H163ZM93 51L95 52H100V53H93ZM119 51V52H118ZM120 51H121V56L119 55V57H116L115 56V54L116 55H118V54H120ZM122 51H124V53L126 52L127 54L126 55H128V56H126ZM129 51V52H128ZM138 52V53H136V52ZM144 52V51H146L147 53L145 54V53H142V52ZM151 51V52H150ZM47 54H46V53ZM56 52V53H55ZM58 52V53H57ZM131 52V53H130ZM154 53V56H151V55H153V53ZM170 52V53H169ZM51 53V54H50ZM53 53V54H52ZM85 53V54H84ZM151 53V54H150ZM50 56H49V55ZM72 54V55H71ZM74 54H76V56L74 55ZM78 54V55H77ZM82 54V55H81ZM100 54V55H99ZM134 55L135 54V57L134 56H132V55ZM166 54V55H165ZM47 55H48V57H47ZM53 55V56H52ZM56 55H57V57H56ZM71 56V58L69 57V56ZM93 55H94V57H96L95 59H90L89 57H92V58H94L93 57ZM99 55V57L101 58V60H100V58L99 57H97V56ZM156 55V56H155ZM52 56V57H51ZM105 58H107V60L106 59H103L104 57ZM123 56V57H122ZM132 56V57H131ZM160 57L159 59H158V57ZM50 57H51V59H50ZM62 57V58H61ZM76 57H80V58H78V59H76ZM103 57V58H102ZM151 58V60H150V58ZM155 57H157V60H156V58ZM26 58H28V59H26ZM59 58H61L60 60H59ZM65 59V61H64V59ZM72 58H73V60H72ZM82 58H83V60H82ZM89 58V59H88ZM186 58V57H185ZM56 59V60H55ZM77 60V61H75V60ZM88 59V60H87ZM22 60V61H21ZM53 60V61H52ZM70 60V61H69ZM90 60V61H89ZM106 60V62H104ZM183 60V61H182ZM26 61H27V63H26ZM60 61H62V63L60 62ZM72 61V62H71ZM79 61V62H78ZM84 61H85V63H84ZM92 61V62H91ZM96 61V64L98 65H96L95 63H93V62H95ZM98 61V62H97ZM102 61V62H101ZM14 62H16L19 66L18 67H20V69L18 68V69H16V67H17V64L15 65V63ZM22 62V63H21ZM70 62H71V65H70ZM86 62L87 63H90L91 65H88V64H86ZM25 63V64H24ZM28 63H29V65L31 66H29L28 65ZM76 63H78V64H76ZM93 63V64H92ZM181 63V64H180ZM14 65V66H13ZM94 67H93V66ZM96 65V66H95ZM22 66V67H23ZM163 66H165V67H163ZM172 66H175V68H177V69H179L180 71H181V68L183 67V73H185V74H181L180 75V73L182 72H180L179 73V75H180V77L179 78H177L178 76V74L174 77L175 79H174V81L175 82H172L171 84H169L170 85V87L172 88V90L169 88V89H167L168 87H167V83L165 84L164 83V81H160L159 83H160V87L163 85H165L164 86V88H163V86H162V88L166 91L165 92V94L164 93H162V94H159L158 95V97H156V95L155 94H151L153 91H154V87H152V89H153V91H151L152 89H145L144 88V86L146 85V81L149 79V78H146L147 76H146V74H150L151 76H152V72H153V75H156V71H157V75H159L161 72H158V70H160L161 71V69H163V68H172ZM176 66H178V67H176ZM191 66V65H190ZM161 67V68H160ZM188 67V70L189 69H192L193 67L191 66V68L189 67V65L187 66ZM36 68H39V70L38 69H36ZM160 68V69H159ZM12 69V70H11ZM16 69V70H15ZM30 69V70H29ZM35 69L37 70V72L35 71ZM40 69L42 70L41 72H40ZM143 69V70H142ZM145 69V70H144ZM146 69H148L147 70V72H146ZM43 70H45V71H43ZM137 70V71H136ZM138 70H142V71H145V72H142V73H140V72H138ZM153 70V71H152ZM156 70V71H155ZM10 71V72H9ZM15 71V72H14ZM118 71V72H117ZM127 71V72H126ZM132 71V72H131ZM136 71V72H135ZM31 72V73H32ZM125 74H124V73ZM133 72H135L134 73V75H133ZM151 72V73H150ZM42 73H44V74H42ZM46 73V74H45ZM115 75H114V74ZM119 73V74H118ZM123 73V74H122ZM130 73H131V75H130ZM138 74V76H139V80H140V77H141V75H145V77H141V80H142V78H144L143 80H145V79H147L145 82L142 80V82L140 81H138L137 79V76L135 75V74ZM145 73V74H144ZM159 73V74H158ZM112 74V75H111ZM149 74H148V77H149ZM55 75V76H54ZM106 75L108 76V77H106ZM118 75H120L119 77H118ZM123 75H124V77H123ZM125 75L127 76V75H129V76H133L134 78H131V77H129V76H127L126 77V79H124L123 80V78H125ZM6 76V77H5ZM104 76H105V78H104ZM112 76L113 77H115L116 79L115 80H117L118 79V81L119 82H121L122 84V86H120L119 85V83L117 82V81H114V82H112L113 84H111V81H113V80H111L109 77H111L112 78ZM118 78H117V77ZM136 76V77H135ZM10 78V80H7V79H5V78ZM36 77V78H37ZM98 77H100V82H101V79H103L102 80V82L100 83V82H98L96 79H99ZM123 77V78H122ZM108 78V79H107ZM119 78L121 79V80H119ZM94 81H93V80ZM104 79H105V81H104ZM110 79V80H109ZM114 79V78H113ZM131 81L132 83L135 81L136 83L138 82L139 83V85L138 84H135V83H133L132 84V86L134 85H136L135 86V88H133L132 86H131V84H130V86H129V88H128V83H129V81ZM180 79V80H179ZM128 81V83L126 84V82H123V81ZM134 80V81H133ZM152 80V79H151ZM37 81H39V80H37ZM77 83H75V82ZM90 81V82H89ZM104 81V82H103ZM110 82V85H109V83L107 84V83H105V82ZM149 81H150V79L147 81V86H149V85H153L154 83L156 84V83H158V82H154L153 83V81H151L153 84H149L148 85V83H149ZM4 82V83H3ZM91 82L92 83H94V92H96V94L99 96L98 97V100H100L99 98L100 97H102V98H104V100H102V102L100 103V101L98 102L97 101V95L93 92V91H91L90 89H93V88H90L89 86H91V87H93L92 85H91ZM98 84H97V83ZM73 83H75V84H73ZM100 83V84H99ZM114 83H115V85H114ZM145 83V85H143ZM162 83V84H161ZM71 84H73V87H71ZM79 84H82L81 86H84L85 84V88L83 87H80V85ZM103 84V85H102ZM104 84H106V85H108V86H106L107 88L106 89H108L107 90V92L109 93V90H110V87H112L111 85H113V86H115L116 88H118L120 91H119V93H121L122 94V92L123 93H125V95H126V93L128 92V90L129 89H131V88H133V89H135L136 90V93H138L139 91L138 90H140V89H143L144 88V91L147 93H144L143 94V90L141 91L140 90V92H142L141 94H143V95H147L146 97H147V100L149 99V101H147V100H145L146 98H144L142 95H140V92H139V94L137 95V94H135V99H134V101H136L134 104L136 105H134V104H132V102H131V106H129L128 107V110H126V109H123V111L124 110H126L125 111V113H126V115L125 114H123V112L120 110V109H116V111H115V113L117 112V110H119V112L120 113H122L121 114V116L119 115V114H117V115H119V118L117 117V115H114V109H115V107L117 108V106H118V104L120 103V101L119 100H124V98H122L123 97V95H121V94H119L118 93V90L116 89V91H113V93H112V90H111V94L109 93V95L111 96H109L110 98H108V97H106L108 94L106 93V89L105 88H103L104 87ZM142 84V86H140ZM180 84V85H179ZM75 85V86H74ZM76 85H78V86H76ZM99 85L101 86H103V87H99ZM157 85L158 84H156V88H157ZM168 85V86H169ZM18 86H20V90H22L24 87H25V84H23V83H21V85H20V83H19V85ZM18 86H17V89H18ZM96 86H98V87H96ZM127 86V88H123V87H126ZM140 86V89H138L137 90V87H139ZM147 86H145L146 88H147ZM150 86V87H151ZM159 86V85H158ZM22 87V88H21ZM56 88H57V86H55ZM120 87H122L123 88V91L120 89ZM78 88H77V90H78ZM80 88H81V90H80ZM88 88V89H87ZM95 88H96V90H95ZM100 90V92H101V90H102V94L106 97H104V96H102V95H100L99 93V91H98V89ZM114 87H112V89H113ZM162 88H158V89H156V90H162ZM166 88V89H165ZM84 89V90H83ZM105 89V90H104ZM19 90V91H20ZM56 90H59L60 91V86H58V88L57 89H55V92L56 93H54L53 92V96H52V98H48V96H47V94H46V96H45V94L42 96V97H40V98H42L41 99V102L40 103H42L43 102V104H44V107H48V106H46L49 102H47L48 101V99L49 100H53L52 101V103L53 104H50V106L52 107V108H50V109H56V107H57V102L55 103V101H57V99H55V96L58 98L59 97V91H56ZM72 90V91H73ZM76 90V91H77ZM103 90H104V92H103ZM114 90V89H113ZM155 90V91H156ZM173 90H175V91H173ZM75 91V92H76ZM79 91H77V92H79ZM138 91V92H137ZM151 91V92H150ZM58 92V93H57ZM76 92V93H77ZM79 92V93H80ZM83 92V93H84ZM93 92V93H92ZM98 92V93H97ZM116 92V93H115ZM148 92L150 93V95H148ZM173 92V93H172ZM92 93V94H91ZM118 93V94H117ZM168 93V94H167ZM72 94H75L74 93V91H73V93ZM91 94V95H90ZM93 94H95L96 95V97L94 96L93 97ZM114 94H116V95H121V96H116V95H114ZM167 94V95H166ZM172 94V95H171ZM58 95V96H57ZM77 96H78V94H76ZM83 95V96H84ZM88 95H89V98H88ZM112 95L114 96V98L112 97ZM155 95V96H154ZM138 96H142V97H138ZM150 96V97H149ZM151 96H154L155 98L153 99V97H151ZM160 96V97H159ZM162 96V97H161ZM168 96V97H169ZM92 97V98H91ZM116 97V98H115ZM125 97V96H124ZM164 97V98H163ZM45 98L47 99V100H45ZM87 98L89 99V101H90V99L91 100H93L94 98V102L96 103V102H98V105L97 106H95L94 105V103H93V101H92V103H93V105H91L90 104V102L87 100ZM142 98H144L143 99V101L142 102H148V103H142L141 102V100H142ZM159 100H158V99ZM44 99V100H43ZM106 99H107V101H106ZM109 99H111V100H109ZM138 101H137V100ZM156 99V100H155ZM160 99H162V100H160ZM152 100V101H151ZM155 100V101H154ZM121 101V102H122ZM158 101V102H157ZM160 101V102H159ZM47 102V103H46ZM118 104H117V103ZM56 104V106H55V104ZM100 103V104H99ZM116 103V104H115ZM137 103L139 104H141L139 107L137 106ZM154 103H156V104H154ZM147 105V106H145V107H143V105ZM225 105H226V102L224 103ZM49 105V104H48ZM84 105H86V106H84ZM120 106H118V108L120 107V108H122V104H119ZM134 105V106H133ZM155 105H157V106H155ZM164 105V104H163ZM225 105H222L221 107H220V109L221 110H223V106H225ZM87 107V106H89L90 108H88L87 107V109L86 108H84V107ZM93 106H95V107H93ZM134 107V108H133ZM140 107H142V108H140ZM155 108V110H154V108ZM2 108V107H1ZM130 108V109H129ZM135 108H138V109H135ZM152 108V109H151ZM82 109H83V112H81L82 111ZM162 109V108H161ZM161 109H159V111L161 110ZM220 109L218 110V112L213 116V118L211 119V121L204 127V128H202L201 130H200V132H198V134H197V136H196V139H194L193 141H192V143H182L183 145H181L180 144V146L179 147H181L180 148V150L183 148V150H185V148L184 147H186V149H188V147H190V152H189V154H187L186 156L188 157V158H186L187 160H190L191 161V159L189 158V156H193L194 158H195V156H197L196 158H197V160L200 158V159H202V157H205L208 153V151H209V149L208 148H206L207 150L206 151H204L205 150V148L204 147H202L201 145L202 144H207L208 143V141H210V139H211V133L210 132H212L211 130L214 128V126L213 125H215V122H213V121H217L218 120V117H219V111H220ZM24 111V110H21V109H19L18 108V111ZM133 110H135L134 112H132ZM152 111H153V113H152ZM15 112H16V114H15ZM131 112V113H130ZM148 112V113H147ZM17 113L19 114V115H17ZM30 113V114H31ZM35 113H36V115H35ZM76 113V114H75ZM219 113V114H218ZM6 114H7V116H6ZM33 114H34V116H33ZM147 114V115H146ZM15 115H17V117L15 116ZM25 115V114H24ZM39 115V116H38ZM76 115V116H75ZM123 115V116H122ZM125 115V116H124ZM218 115V116H217ZM20 116V117H19ZM80 116V117H79ZM116 116V117H115ZM19 117V118H18ZM30 118V119H28V118ZM76 117H78V119H76ZM17 118V119H16ZM21 118V120L20 121H15V120H18V119H20ZM217 118V119H216ZM24 119H26L25 121H23ZM32 120V121H35V120ZM71 119H73V118H70V120ZM124 119V121H122V120ZM127 119V120H126ZM142 119V120H141ZM73 120V121H74ZM118 120V121H117ZM127 122H126V121ZM141 120V121H140ZM31 121V122H32ZM121 121V122H120ZM19 122H21L20 124H19ZM28 122H30V121H28ZM30 122V123H31ZM117 122H120V124H118ZM212 122H213V124H212ZM18 123V125L16 126V124ZM137 123V124H136ZM12 124H13V126H15L17 129H18V127L20 126L21 128H19L18 130L16 129H8V127L11 125L12 126ZM141 124V123H140ZM139 124V125H140ZM212 124V125H211ZM124 125V126H123ZM4 126H7L5 129L3 128ZM13 126H12V128H13ZM27 126V127H26ZM31 126V125H30ZM73 126V125H72ZM133 126V127H132ZM135 127V128H134ZM137 127V128H136ZM208 127V128H207ZM9 128H11V127H9ZM23 128V129H22ZM209 128H210V130H209ZM2 129H4V130H6L5 132H4V130H2ZM7 129L8 130H10V131H7ZM21 129V131L19 132V130ZM27 129V130H26ZM66 129H68V130H66V131H71L72 130V132H73V135H72V133H71V135H72V137H71V139L69 140V136L67 137L68 139H65L66 137H64L63 139L60 137V136H62L63 137V135L61 134V132H62V130L63 131H65ZM57 130H60V135L59 134H56L55 135V133H58V131ZM46 131V132H45ZM51 131V132H50ZM65 131V133H66V136L67 135H69V134H67V133H69V132H66ZM75 131V132H74ZM201 131H203V132H201ZM27 134L28 135V138L26 139L25 137V134ZM207 132H209V133H207ZM34 133V134H33ZM35 133L37 134V137H36V135H35ZM45 133V134H44ZM63 133V132H62ZM65 133H63L64 135H65ZM206 133L208 134V135H206ZM127 134H128V136H127ZM202 134V135H201ZM29 135H31L32 137H33V139H34V141H33V139H32V137H29ZM34 135V136H33ZM58 135H59V137H58ZM131 135V136H132ZM201 135V137H199ZM207 136V137H206ZM42 137V138H41ZM141 137V136H140ZM162 138H160V139H153V141L155 140V142H157L156 144H154V143H152V141H151V144H150V146H151V148H153V147H157L156 145H158V147H159V145L161 144V142L163 141V136H161ZM197 137H199L200 139H197ZM204 137H206V138H204ZM29 138H31L32 139V141H30L31 139H29ZM41 138V141H42V144L44 143V146H40L41 148H39V143H40V141H39V139ZM142 138V137H141ZM143 138L145 139V136H143ZM147 138V137H146ZM158 138H159V136H158ZM203 138H204V142H203ZM65 139V140H64ZM148 139V138H147ZM147 139H145L146 140V142L148 143V141H150L151 139H148V141H147ZM162 139V141H159V143L160 144H158V140H161ZM205 139H206V141H205ZM38 140V141H37ZM141 140H143V139H140L139 138V141H140V143L142 142ZM145 140H143L144 141V143H146L145 142ZM201 140V142H199ZM27 141H30L31 142V144H32V142L34 143L33 145H28V144H30L29 142H27V145L26 146H29V147H26L25 146V144H26V142ZM65 143H64V142ZM139 141H137V142H139ZM122 143V144H120L121 145V147H119V149H118V147H115L114 149L112 148V147H114V145L116 146L117 145V143H118V145H119V143ZM195 142V143H194ZM197 142H199L198 144H200L201 143V145H199V147L197 146L198 144H197ZM203 142V143H202ZM140 143L139 144H136L137 145V147H139L140 146ZM143 143V142H142ZM141 143V144H142ZM142 144V149H143V147L145 146V151H144V149H143V151H144V154H145V157H146V153L148 152L149 154V156H148V158L149 157H151L152 155L151 154H154L153 156L154 157H156V158H158V156L159 157H161V155L163 154V149H162V153L161 152H159V150H161L160 149V147H159V150H158V152L157 151H154V150H156V149H158V147L155 149H151L150 148V146H149V144ZM150 143V142H149ZM153 144H154V146H153ZM193 144L195 145L196 144V146L199 148H196V146H194V151L195 150H197V151H195V152H192L191 153V151H193L192 150V148L191 147H193ZM41 145V144H40ZM146 145L151 149L150 151L149 150H147V149H149V148H147L146 149ZM189 145V146H188ZM30 146H31V148H30ZM38 146V147H37ZM135 146V145H134ZM133 146V147H134ZM153 146V147H152ZM174 146H176V144L175 145H172V147H174ZM1 147H2V149H1ZM32 147H33V150H32ZM136 146H135V148L137 149V150H139V148L141 147H139V148H137ZM171 147V148H172ZM177 147V146H176ZM176 147H174L175 149H173V150H178L179 149V147H177V149H176ZM34 148H35V150H34ZM110 148H112L113 150H115L116 148L118 149H116V152H117V154L118 155H120L121 156V154H119V152L118 151H122V152H120V153H126L127 152V154H128V156H127V158H126V156H125V154H122V155H124L125 157H120V156H118V155H116V152H115V155L113 154V152H112V154H113V156H109V157H104V154H103V152L104 151H106V154H108L107 153V150H108V152L109 151H112V149L111 150H109ZM171 148H169V149H171ZM196 148V149H195ZM8 149V152L6 151ZM135 149V150H136ZM168 149V151H170V152H166V151H164V155H165V152H166V156H168L169 157V155L170 154H172V155H170V156H173L174 155V152H175V154H176V151H173L172 149L171 150H169ZM1 150H3V151H1ZM4 150H5V154H3L4 153ZM124 150L126 151V152H124ZM134 150V151H135ZM140 150H141V148H140ZM139 150V152H141V154L143 155H141V159H144V158H142V157H144V154H143V152L142 151H140ZM189 150V149H188ZM101 151H103L102 153H101V157L98 155V154H100L99 152H101ZM173 151V153H171ZM204 151V152H203ZM3 152V153H2ZM138 151H135V152H133L134 154L135 153H137V154H139L138 156H136V155H133V156H136V157H139L140 158V153H139ZM146 152V153H145ZM205 152H206V154H205ZM6 153H8L9 155H7ZM159 155H158V154ZM198 153V154H197ZM200 153V154H199ZM102 154H103V156H102ZM110 154V153H109ZM155 154H157V156H155ZM161 154V155H160ZM194 154V155H193ZM111 155V154H110ZM164 155H162V156H164ZM131 156V155H130ZM133 156H131L132 158H135V157H133ZM131 157H130V159H131ZM193 157H191L192 159H194ZM126 158V159H125ZM148 158H146V161H148L149 160V162L153 159L154 160V158L152 157V158H150V159H148ZM165 158V157H164ZM195 158V159H196ZM148 159V160H147ZM166 159V158H165ZM132 160V159H131ZM134 160V159H133ZM135 160H137V158H135ZM152 160V161H153ZM221 160L222 159H220L219 158V160L218 161H213V162H210L209 164H207L204 168H205V170L207 169V172L209 171H213L214 170V168H217L218 166H220L219 164H217V166L216 165H214L213 166V163L214 162H218V163H220L221 164ZM138 161V165L140 166V168H141V163H140V161L141 162H145L144 164H142V166L143 165H145L146 164V161L145 160H140V159H138L137 160ZM125 162H127V163H125ZM131 162H133V161H130V164H132ZM148 162V163H149ZM134 163V162H133ZM136 163L137 162H135L134 164L136 165ZM147 163V164H148ZM129 165V164H128ZM134 165V166H135ZM211 167H209V166ZM75 166H77V168H75ZM79 166V167H78ZM99 166H100V168H99ZM125 166V167H124ZM137 166V165H136ZM138 167V166H137ZM206 167H208V168H206ZM77 169L75 172H74V175H72L73 174V169ZM79 168V169H78ZM102 168H104L103 170H105V171H103V170H101V171H103V172H106V171H108V172H106V174L105 175H101L100 174V171H99V169H102ZM139 168V169H140ZM212 168H213V170H212ZM234 168V167H233ZM67 169H69V170H67ZM71 169V170H70ZM120 169H122V170H120ZM123 169L125 170L124 172H123ZM138 169V168H137ZM203 169V168H202ZM211 169V170H210ZM121 171V172H123V173H121L120 174V172L119 171ZM205 170H203V171H205ZM67 171V172H66ZM68 171L70 172H72V174H71V172L70 173H68ZM119 173H118V172ZM65 172L67 173V174H69V175H72V177L73 178H75V180L78 182H80V183H85L86 181L85 180H87V185L89 184V186H92V187H90V188H87V187H89V186H87L86 187V185L84 184H81V187H83V186H85V187H83V194H82V192L80 191V189H82V188H80V187H77V185L79 184V182L77 183V182H74V179L72 178V177H69L68 176V178H69V181H67L68 179H67V176H65ZM80 172H83V173H85V174H83V173H81L82 175H79L80 174ZM103 172H102V174H103ZM129 174H127V173ZM206 172V171H205ZM208 172V173H209ZM88 175H87V174ZM97 173H98V176H99V174L101 175V177H99V180H97L98 179V176H96L97 175ZM211 173V172H210ZM66 174V175H67ZM76 175H78L77 177H76ZM83 175H84V177H83ZM131 175V176H130ZM82 178H84V179H82V181L80 180L81 179V177ZM89 176H90V178H89ZM129 176L131 177L130 178V180H131V182H129L128 181V179H129ZM64 177H66V182H65V179H63ZM78 177H80V179L78 178ZM86 177H88V179L86 178ZM97 177V178H96ZM72 178V179H71ZM100 178H102L101 179V181H102V183H101V181H100ZM74 182V184H73V182L71 181V180ZM191 179H189L190 181H191ZM209 181H207V180H204V182H203V187L205 186V187H207V185H208V183L210 182V179L209 178H207ZM63 180V181H62ZM88 180H89V182H88ZM171 180V179H170ZM172 182H173V180H171ZM171 181L169 182L170 184H168V186L169 185H172L171 184ZM205 181H207V183L205 182ZM72 182V183H71ZM77 185H76V184ZM107 183V184H106ZM135 183V182H134ZM206 183V184H205ZM105 184H106V186H105ZM74 185V186H73ZM83 185V186H82ZM103 187H102V186ZM108 185V186H107ZM158 185V184H157ZM174 185V184H173ZM79 186H80V184H79ZM104 186L105 187H107V188H104ZM136 188H135V187ZM73 187H76V188H73ZM101 187H102V190H104V189H108L109 190V188H111V190H109V191H114L115 192V194H117V195H115L114 194V192H113V194L115 195V196H117V198L119 197V200H117L118 202H120L121 201V204L122 205H126V204H128L129 206L127 207V205H126V209H128L129 211H130V213H129V211L128 212H126V211H121L120 213L121 214H118V217L120 218H118L117 220H118V223L120 222V224H121V221H122V225L121 226H123V230H125L126 231V233H129L130 234V236H129V234L127 235L126 234V237L124 238V236H121L122 237V239L123 240H120L121 238H119V237H117L118 236V234H117V236H115L114 235V233H115V231H114V233H112L113 232V230L112 229H115V228H120V224H118V225H115V227H113V228H110L109 230H108V232L110 233L111 232V235L108 233V235H110V237H114L115 236V240H116V237L117 238H119V240H117V241H115V242H112V241H110L111 243H108V244H105V246H106V248H105V250H103L104 248H103V246H102V248L101 247H98L97 245H95V247H94V250L95 249H97V251H98V253L96 254V253H94V250L92 251V253L90 252L89 254L87 253V256H86V254H83L82 252L79 254V250H74V253L72 252L73 250V248H71V246H68L67 247V245L69 244V243H66V245L65 244H63L62 245V248H66V249H69L68 251H65L64 249H63V251H64V253L62 254V255H65V257H68V260H67V258H64L65 259V261L66 262H64V259H63V257L64 256H62L61 254V256H59V254H58V256H56V258L54 257L60 250H62V248L59 246L58 248L57 247H55L56 249H57V251L58 252H56V250H55V248H53L52 247V244L50 245V242L51 241H53L54 242V239H53V237H54V233L56 232V230L54 231V227H56L55 229H57V227L59 228L60 227V225L62 224L61 222H62V218H64L65 220H66V218H68V214L71 216V215H73V214H75L76 215V213H77V211H72L73 209L74 210H76L78 207V205H77V202H79V201H77V200H75V199H79V197L81 198V199H83V200H87L86 202H88V200H89V198L87 197V195L89 194V197L92 195V192H93V194L95 193H97V192H99V190L100 191H102L101 190ZM109 187V188H108ZM157 187V186H156ZM160 187V188H161ZM171 187V186H170ZM74 190L75 189V191H72V189ZM78 188H80V189H78ZM92 188L94 189V190H96V191H94V190H92ZM96 188V189H95ZM100 188V189H99ZM174 188V189H173ZM76 190H77V192L79 193V192H81V194L82 195H80V193L78 194L77 192H76ZM84 190H86V191H84ZM153 190V191H152ZM174 190H176V192H177V195H176V192H175V195L176 196H174V197H177V196H182V195H184V196H182V197H180V198H177V200H176V198H174L175 200H172V202L173 201H175V203H179V204H175V203H173V204H175V205H170L168 202H169V200L171 199V198H168V196H171V195H174ZM91 191V193H89ZM74 192L75 193H77V195H79V197H77V195H76V197L73 195L74 194ZM155 194H154V193ZM192 193H191V195L193 194V196H195L196 197V195H197V191H191ZM85 193H87V194H85ZM139 193V192H138ZM185 193V194H184ZM196 193V194H195ZM166 194H168L167 195V198L169 199L168 201H167V199H166ZM195 194V195H194ZM70 195V196H69ZM75 197V199H73L74 197ZM84 196V197H83ZM155 197H156V195H155ZM158 197H156V198H158ZM194 197V198H195ZM72 198V199H71ZM159 199V198H158ZM185 200V201H183V200ZM163 200V201H162ZM179 200V201H178ZM69 201H70V203H69ZM74 201L76 202V205H74L75 203H74ZM148 201H147V203H148ZM158 201V202H157ZM162 201V202H161ZM164 201L165 202H167L166 203V205H164ZM180 201H183V203L180 205ZM85 202V203H86ZM135 202L133 203V204H135ZM264 200L262 201V203L261 204H263V205H258L256 208H253V210L254 209H256V210H254V213L253 214H247V216L248 217H252L253 215H254V217H252V219L254 220H251V221H253L252 223H249L248 222V220H250L249 218H246L247 219V221H244V223H243V226H244V228L243 229H245V230H247V231H249V232H247V231H245V232H247V237H245L246 236V233H244V231L242 230V234L241 235H243V236H239V237H243V238H240L239 239V237H238V240L236 239L235 241L236 242H234L235 243V245H232L230 248L229 247H227V249L225 250V251H223V254H222V252H221V254H219L218 256H217V258L216 259H214V260H216V261H213V263L211 262H209V263H207V264H223L224 262V264H229V262L231 261L230 260V258L229 257H234L236 254H238V253H240V252H244L245 251V249H247V246L246 247H244L248 242H246V241H249V239H251L252 240V242H253V244H252V246L253 245H255L256 243H257V241H258V237H257V235L259 236V235H261L260 234V232L262 231L261 230V228L260 227H262L263 228V225H264V209H263V206H264ZM80 203H81V200H80ZM80 203H78V204H80ZM84 202H82V204H81V208L79 209H77V210H82L84 207H85V204ZM170 203H171V200H170ZM189 203V204H188ZM85 204V205H84ZM121 204H120V206H121ZM150 204H153V203H151L150 202ZM167 204H169V205H167ZM172 204V203H171ZM76 207V209L73 207ZM84 205V206H83ZM124 205V206H125ZM161 205H163V206H161ZM177 205H180V207H178ZM183 205V206H182ZM82 206H83V208H82ZM133 206V205H132ZM159 206H161V207H159ZM165 206H167V208L165 207ZM168 206L170 207V208H172V207H176L175 208V211H174V208H173V210L172 209H169L168 208ZM191 206V207H190ZM260 206H262V209H263V211H260L261 209V207ZM70 207V208H69ZM79 207H80V205H79ZM122 207V206H121ZM146 207V206H145ZM159 207V208H158ZM226 207L227 206H225L224 208H225V210H227L226 209ZM260 207V208H259ZM73 208V209H72ZM152 208V209H151ZM154 208V209H155ZM163 208V209H162ZM187 208V209H188ZM125 209V210H126ZM161 209V210H160ZM177 209V210H176ZM180 209V210H181ZM186 209V208H185ZM259 209V210H258ZM75 212V213H73V214H70L71 212ZM172 210V211H171ZM193 210H192V212H193ZM251 209H249V211H250ZM252 210V211H253ZM257 210L258 211H260V212H257ZM171 211V212H170ZM251 211V212H252ZM50 212V213H49ZM70 212V213H69ZM163 212V213H162ZM173 212V213H172ZM175 212V213H174ZM187 212H188V210H187ZM256 212V213H255ZM139 213H140V215H139ZM171 213V214H170ZM258 213V214H257ZM63 214V215H62ZM66 214V215H65ZM161 214H162V217H160L161 216ZM167 214V215H166ZM56 215V216H55ZM57 215H58V217L60 216V215H62V216H60V218H58L57 217ZM74 215V216H75ZM133 215V214H132ZM139 215V216H138ZM144 215H142L143 217H144ZM158 215H159V217H160V219H159V217H158ZM258 215V216H257ZM54 216V217H53ZM64 216H67L66 218L64 217ZM163 216L165 217V218H163ZM225 216H227V215H225ZM81 220L83 219V221L85 222V218H86V214L85 213H82V215H81ZM156 217H158V220H156ZM52 218H53V220H52ZM56 218H58V219H60V223L57 221L58 219H56ZM70 219L72 218V217H69ZM74 218V217H73ZM72 218V219H73ZM146 218V217H145ZM154 218V219H153ZM163 219V222H164V220H165V222L163 223L162 222V219ZM226 218V217H225ZM229 218V217H228ZM226 218V220L228 221V223L230 222V220H231V218ZM142 219V220H143ZM150 219H153V220H155V222L156 221H158V222H160V223H158V222H156V223H153L154 221L152 220V222H150ZM64 220V221H65ZM116 220V221H117ZM127 220H128V222H127ZM148 220V221H147ZM161 220V221H160ZM170 220V219H169ZM235 220H237L236 218H235ZM235 220H234V218H233V220L231 221V223H229V224H231V225H234V224H236V222H235ZM58 222V224H59V226H57V224H55V223H57ZM66 221H72V220H66ZM65 221V222H66ZM126 221V222H125ZM225 221V220H224ZM84 222H82V223H84ZM144 224H143V223ZM149 222H150V224H149ZM164 224V225H166V226H164L162 223ZM179 222H181V223H179ZM124 223V224H123ZM152 223H153V225L155 224V226H153L152 225ZM259 223H261L262 225H260ZM66 224H67V222H66ZM159 224H160V226L163 228V226H164V228L161 230V228L159 229L158 227H160L159 226ZM180 224V225H179ZM184 224H185V226H184ZM149 225L151 226V227H149ZM158 225V226H157ZM231 225L229 226L230 228H231ZM117 226V227H116ZM255 226H259L258 228L257 227H255ZM149 227V228H148ZM156 227V228H155ZM247 227H249V229L247 228ZM95 228L96 227H94V230H92V231H97L98 230V228H96V230H95ZM122 228V227H121ZM120 228V229H121ZM140 228V229H141ZM146 228V229H145ZM148 228V229H147ZM151 228V229H150ZM155 228V230L153 231V229ZM175 228V229H174ZM183 228V229H182ZM253 228V229H252ZM255 228L257 229V230H255ZM161 230L160 232H159V234L158 235H160L161 234V238H157L159 241H157V240H155V243H151V245L149 246V239H151L150 238V236L152 237V232L154 233L156 230ZM53 230V231H52ZM138 230L139 231H141L140 233H138ZM178 230V231H177ZM181 230H182V232H181ZM117 231V230H116ZM127 231H132V232H127ZM162 231V232H163ZM172 231V232H171ZM186 231V230H185ZM259 232V234H257L258 232ZM52 232H54V233H52ZM75 231H73V233H74ZM180 233V235H179V233ZM52 233V234H51ZM155 233H158V231H156ZM154 233V234H155ZM170 233V234H169ZM177 233V234H176ZM183 235H182V234ZM250 233V234H249ZM112 234L114 235V236H112ZM153 234V235H154ZM173 234V235H172ZM50 235V236H49ZM73 235V234H72ZM72 235H71V237H72ZM74 235H75V233H74ZM125 235V234H124ZM137 237H136V236ZM158 235H155V238H156V236H158ZM182 235V236H181ZM129 236V237H128ZM145 236V237H144ZM179 236V237H178ZM258 238H256V237ZM108 237V236H107ZM106 237V238H107ZM135 237H136V239H135ZM142 238V239H138V238ZM154 237V236H153ZM249 237V238H248ZM51 238L53 239V240H51ZM69 238H70V236H69ZM143 238H145V239H147V242H144V241H146V240H144V241H141V240H143ZM155 238H152L150 241H154L153 239H155ZM49 239H50V241H49ZM70 239H72V238H70ZM109 239L110 238H107L106 240H108V241H103L102 243L104 244V242L106 243V242H109ZM169 239V240H168ZM173 239V240H172ZM248 239V240H247ZM256 239H257V241H256ZM69 240V239H68ZM112 240L114 241V238H112ZM133 240V241H132ZM134 240H135V242H134ZM171 240H172V247H170L169 245H168V243H171ZM250 240V241H251ZM130 241H132V242H134L135 243V245H134V243H132V242H130ZM157 241V242H156ZM167 241V243H166V245H168L169 247L167 248L166 247V245L164 244L165 242ZM141 242H143L144 244H145V246H143L144 244L143 243H141ZM178 242L176 243V246L178 245ZM245 242H246V244H245ZM48 243H49V245H48ZM142 244V246H141V244ZM250 243V242H249ZM110 244V245H109ZM126 244H128L127 246H126ZM140 244V246H137V245H139ZM153 244H155L154 245V247H157V248H159L158 250H156L155 251V249H153V251H155V252H150V251H152V249H151V247L153 248ZM164 244V245H163ZM233 244V243H232ZM245 244V245H244ZM49 247H48V246ZM134 245V246H133ZM161 245H163V248H161L162 246ZM171 245V244H170ZM231 245V244H230ZM50 246H51V248L52 249H54L55 251H53V253H51L52 252V249L50 248ZM63 246H65V247H63ZM104 246V247H105ZM124 246H126V248H124ZM159 246V247H158ZM252 246H248V247H252ZM70 247V248H69ZM140 247V248H139ZM164 247H166V248H164ZM245 248L244 250H243V248ZM48 248H49V250H48ZM119 248V249H118ZM149 248H150V250H149ZM169 248H171L170 250H169ZM72 251H71V250ZM98 249H101V250H98ZM113 249H115L114 251H113ZM121 249V250H120ZM163 249V250H162ZM103 250V251H102ZM109 250V251H108ZM119 250V251H118ZM169 250V251H168ZM75 251H76V253H77V255H78V257H76L75 256ZM100 251V252H99ZM158 251V252H157ZM166 252V253H169V255H168V257H167V255H164V254H166L165 252L164 253H160V254H157V253H159V252ZM61 252V251H60ZM59 252V253H60ZM66 252V253H65ZM68 252V253H67ZM70 252V253H69ZM96 252V251H95ZM102 252H103V254H102ZM123 252V251H122ZM152 253V254H148V253ZM157 252V253H156ZM171 252V253H170ZM236 254H235V253ZM62 253V252H61ZM71 253H73L72 255H71ZM105 253V254H104ZM82 254H83V256H82ZM90 254H92V255H90ZM153 254H155V255H157L156 257L158 258H156V260H154V258H155V256L153 255ZM163 254V256H161ZM234 254V255H233ZM68 255V256H67ZM80 255V256H79ZM90 255V256H89ZM102 255H104V256H102ZM106 255V256H105ZM151 255H153L154 256V258H153V256H151ZM158 255H160V257L161 258H159V256ZM223 255V256H222ZM83 257L82 259H79L80 257ZM86 256V257H85ZM116 256V255H115ZM164 256H166L167 258L166 259H168V261H166V259L164 258ZM55 258V260H52V259H54ZM57 257H59L58 259H57ZM61 257H62V259H63V261H62V259H61ZM77 258V259H76ZM128 258V257H127ZM126 258V259H127ZM145 258H147V259H145ZM172 258V257H171ZM231 258V259H232ZM60 259V260H59ZM84 259V261H82ZM116 259V258H115ZM164 259V260H163ZM78 261V262H75V261ZM101 260V259H100ZM165 261V262H163V261ZM171 261H172V259H170ZM228 260V261H227ZM117 260H115L114 261V263L113 264H123L122 262L121 263H119V261H117ZM140 261H141V263H140ZM171 261H169V263L171 262ZM102 262V260L101 261H99V263L96 261V263L97 264H102L101 263ZM160 262H158L159 264H160ZM86 263V264H87ZM151 263V264H152ZM157 263V264H158ZM169 263H165V264H169ZM259 264L258 262H253L252 264ZM67 264V263H66Z\"/></svg>",
  "mask_w": 264,
  "mask_h": 264
}]
</instances>
